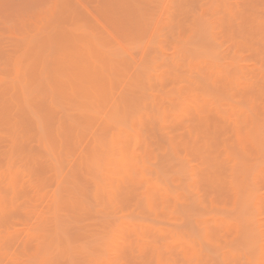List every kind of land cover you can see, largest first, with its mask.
<instances>
[{
  "label": "rangeland",
  "instance_id": "374dc122",
  "mask_svg": "<svg viewBox=\"0 0 264 264\" xmlns=\"http://www.w3.org/2000/svg\"><path fill=\"white\" fill-rule=\"evenodd\" d=\"M263 1L262 0H0V112H1L0 113V119H1L0 121L1 124L0 125V143H1L0 144V156H1L0 157V196H1L0 223L1 222L4 223L3 224L4 227L0 226V264H79L80 261L81 262L83 261L82 262L83 264H95V262L93 263V261L95 260L97 261V259L100 260L103 258L104 259L99 262L102 263V261L105 260L106 263L103 262L102 264H140V263L141 264H171V263L172 264H180V263L205 264L206 262H208L206 264H238V263L264 264L263 261L264 259V246H263L264 245V215H263L264 214L263 212L264 211V205H263L264 204V100H263L264 99V95H263L264 94V37L262 39L259 36L255 38L256 35H254L255 33H253L254 27H255L254 30L256 29L255 32L257 31V35L262 36L261 34H263L264 31V20H262L264 13L260 12V10L264 11ZM253 2L256 3L257 6L253 4ZM250 3H252L251 4L252 6L250 5ZM249 5L252 7V9H250ZM253 6H255L257 9H255V7ZM236 12L238 15H240V17L236 14ZM247 16L249 20L246 19ZM241 17H243L244 22L242 21ZM259 17L261 18V20ZM234 18L236 21L234 20ZM244 18L246 21L244 20ZM251 19H254V21H250ZM255 20H257L256 25L258 26H254ZM247 21L249 25L245 24L247 23ZM250 22H252V24ZM236 23L239 24L236 26ZM261 23L262 26L260 25ZM251 25L253 28L251 27ZM240 26L241 27L244 26V27L241 28ZM243 28L245 29L243 30ZM247 28L249 29L247 30ZM257 29L259 30V33ZM241 31L242 32L244 31L243 32L244 34L242 33V36L240 34ZM249 33L252 35V38ZM259 38L260 40H262V43L261 41L258 42ZM71 55H76L75 59L77 61L74 62L73 60L74 57H72ZM86 55H93V58L92 59L90 58L91 62H89V59L87 62L88 57L85 58ZM108 55H111V58L109 57L108 59ZM26 56L27 57L35 56V59L38 58V60L36 61L39 62V64L41 63L42 65H44L46 63V68H44L45 75L44 74L41 76H37L35 74L33 75L29 70V68L27 70L25 67H27V65L29 66V61ZM43 56H45V58ZM50 56L52 59L50 58ZM56 56L60 57L61 59L59 60L58 57ZM115 56L117 58H114ZM39 57H41L40 60L43 58L42 62L39 60ZM94 58H96V60L98 61L97 62L95 60L97 64H99V68L102 69V72L104 71L103 74H101L100 69H98V72L100 73L98 72H97L98 74L95 73V75L97 74L96 75L97 77H95L96 79H94L95 83L92 82L94 86L95 85L97 86L95 87L98 89L97 92L99 91L98 93L100 95V99L103 98L104 100V101L100 100V106H97L92 102L93 101L92 95H89L91 92H88L89 94L86 93L87 95L85 94L86 95V97L84 96L86 98L85 99L83 97V93L80 92L71 95L69 93L68 86L61 85L62 89L66 90V93L68 90L70 98H68V93L67 94L65 93L66 95H63L67 99H69L67 100L62 96L65 90H63V93L62 92L58 93L57 91V95H58L57 96L56 94H52L50 91H48L49 88L44 85L46 81L52 82L51 78H53V76H55L56 74L57 76L58 74L61 75L59 77H63L62 75H66V78H68L69 80L72 75L69 76L68 74H74V76L77 74L74 73L73 70L79 72L80 73L79 75H81L84 72L82 76L86 78L87 76L86 74H88L90 72L89 70L92 69L93 66L92 60ZM124 58L127 59L126 62ZM66 60L67 61L70 60V61L67 62ZM71 60H73L72 63ZM84 60H86V63ZM175 60H177L176 64H175ZM27 61L28 64L26 63ZM64 61H66L68 64L66 65ZM178 61L180 64L178 63ZM21 62L22 65L19 64ZM80 62L83 63L80 64ZM70 63L71 65L72 64L73 65L70 66ZM110 63L111 64L113 63L115 67L111 66ZM173 63L175 64L176 68L174 67ZM62 64H65L63 68H62ZM84 64L86 66L85 69H84ZM125 64L126 66H124ZM56 65L57 67L61 66V69L59 70V67L57 69ZM81 65L83 66L81 67ZM140 66H142V68ZM159 66L160 67L164 66L166 69L164 67H163L164 69L160 68ZM21 68L23 71L21 70ZM48 68L50 70L54 68L55 71L54 72L51 71L49 74ZM67 68L68 69L71 68L69 69L71 71V72L69 71L70 73L66 72L68 71ZM86 68L88 69L87 73H86ZM63 69L66 70L65 72L68 74H66ZM128 69L131 71V73H128L130 72L128 71ZM24 70H26V73ZM110 70H112L111 73ZM158 70L162 71L160 75H162L163 73V76H159ZM164 70L166 73L164 72ZM167 70L170 71V75H171L170 77H167L169 75V72ZM51 73L54 74L56 73V74L55 75L53 74V76L51 77L52 75ZM132 73L134 80L135 78H139V79L141 78L143 81L140 79L141 81L140 83L139 79L138 80L136 79L133 83L132 75H131ZM146 73L149 75L147 76L148 78L144 77V75H147ZM167 73L168 75H166ZM230 74H231V78L228 76ZM20 75L21 76L23 75L24 77H21ZM27 75H29L30 80L27 77ZM106 75L107 78H105ZM136 75L139 77H137ZM154 75H156V77ZM165 75L166 77H164ZM33 76H35L36 80H40V81L37 83ZM82 76H80V78H82ZM102 76L105 79H103ZM108 76L110 78H108ZM152 76H154L155 78L153 77L152 79ZM49 77L51 78L49 79ZM101 77L102 80H100ZM114 77L116 78V80ZM17 78L18 79L21 78V80L20 79L18 80ZM22 78L25 80V82H22L23 81ZM157 78L159 80L161 79L160 83ZM126 79L127 80L130 79V80L127 81ZM103 80L106 82L100 84L102 83ZM110 80L111 82H109ZM193 80L197 83L199 82L198 84H200V86L197 87H201V88L197 89V87H195L196 86L195 82H191ZM225 80L226 81L228 80V83H225ZM16 81H18L17 84ZM26 81H29L30 83ZM96 81H98L99 85L97 84ZM136 81L139 83H137ZM40 82L43 83V85L41 84L40 86ZM53 82H56L54 78H53ZM12 83L14 84L12 85ZM242 84L245 86H243ZM132 85L133 88H131ZM138 85L141 87V89ZM181 85L183 86L181 87ZM23 86L25 87L22 88ZM119 86H125V89L124 87L120 88ZM178 86H180V89H178L179 88ZM39 87L41 91L37 90ZM41 88L44 90L42 91ZM113 88L115 89L116 92L113 91L114 90ZM117 88L120 89V91ZM261 88L263 90L262 93H260ZM17 89L21 90L20 93L18 92L19 90ZM102 89L106 90L107 94ZM244 89L245 90L247 89L248 91L254 89L255 90L249 93H247L248 91H245L247 93V96L242 97V95L244 96V94H246V93H242ZM124 90H126L127 92H125ZM182 90H184L185 92H183ZM257 90L259 94H257ZM2 91L3 92L6 91V92L3 93ZM41 92L43 95L45 93L46 96L41 95ZM31 93H33L34 95H32ZM103 93H105L106 96L110 95L111 93L112 95L114 94L113 95L114 99L111 98L112 96L104 97ZM129 93L131 94V96L129 95ZM150 93H152L153 97L151 96ZM184 93L186 96H184ZM200 93L204 96L200 95ZM251 93L252 95H250ZM253 93H256L255 94L256 96L255 95L253 96ZM24 94L25 96H23ZM27 94L30 97V99L28 98ZM119 94H121V96ZM192 94L194 95V97ZM75 95L77 97V100L80 99L78 95L81 97L79 102L77 100L74 101L72 99L73 97L76 99ZM124 95L125 97L129 95V97L125 98ZM195 95L198 96L195 97ZM259 95H261V97ZM20 96L23 97L26 101L23 100ZM31 96L33 97L31 98ZM37 96L39 98L36 99L35 97ZM187 96H189V98H187ZM40 97L42 98V100ZM59 97L61 98L59 99ZM184 97L185 99H183ZM33 98L34 100H32ZM63 98L64 100L67 101V102L65 101L64 104H63L64 100L63 101L61 100ZM139 98L141 99L139 100ZM163 98L166 100H162ZM47 99L49 101L48 103H46ZM58 99L60 101H58ZM28 100L29 102H31V104L28 102ZM50 100H52V103L50 102ZM106 100L107 101L110 100V101L107 102ZM114 100H116V102L119 100L118 102L120 103H115ZM143 100H145L144 103L145 104L147 103L148 105L146 104V106L143 107L142 105ZM170 100L172 102H170ZM192 100L194 101L192 102ZM205 100L206 102H204ZM69 101L75 105L79 104L78 106H80V104L82 105V103L86 104V106L85 105L84 106L85 108L88 109L86 110L82 108L84 106H81L82 109L79 108L78 106L73 107V105L71 106V104L68 103ZM84 102H88V103H84ZM111 102L112 105L118 107V109H116V107H113L116 110V112L114 110L113 111L115 112V115L117 117L115 115L113 116L114 113L113 111H111L112 114L110 113V109L112 108L107 109V107L109 106L111 107V105H109ZM186 102L190 105H188ZM45 103L47 104V107H45L46 106ZM89 103L91 105H88ZM62 104L64 106V110L62 109L63 106L61 108ZM41 105L43 106L41 107ZM122 105H124V107L126 106L125 109H123L124 107ZM27 106L28 109L29 108L31 109L28 110ZM96 107L98 108L101 107L102 109L99 108V111H104V112L106 111L105 113H107V115L104 114L103 116L104 112H99L98 108ZM37 108L38 110H36ZM89 108H91V110ZM103 108H105V110H103ZM94 109H96V111ZM42 110H44L42 112L43 115L41 113H39L41 115L37 114ZM65 110L66 111L68 110V112H65ZM78 111L81 112L78 113ZM134 111L137 114L139 112L140 113L137 115ZM25 112H30V114ZM32 112L33 113L36 112V113L33 114ZM56 112L58 114H56ZM83 112H87L92 115L93 113L98 114L97 116L98 117L101 116L102 119L96 116L99 119L98 120L96 117L94 118V116H90L89 114H87V116H90L89 119L91 121H89L87 117L85 118L86 115L82 117L83 116L82 114H85ZM52 113H54V115ZM64 113H66V115ZM121 113L124 119L122 118ZM130 113L131 115H129ZM235 113L237 115H235ZM16 114L19 116H17ZM67 114L70 116H67ZM11 115L12 117L13 116L14 117L11 118ZM15 115L17 118L15 117ZM57 115L59 116V119ZM62 115L64 116V118ZM118 115L122 119H120ZM132 115L133 116L135 115L134 119L132 118L133 117ZM36 116H38L37 118L39 119H37ZM130 116L132 120H129ZM2 117L5 118L3 119ZM49 117H52L53 119L52 123H51V118ZM81 117L82 119H85V121L80 119ZM243 118H245V120ZM2 119L3 121L4 120L5 121L3 122ZM7 120L8 123L6 122ZM86 120L88 121L87 123ZM230 120L232 121L235 120V121L232 122ZM24 121L26 124H24ZM128 121L131 122L128 123ZM245 121L247 122L245 123ZM96 122L98 124L94 125V123ZM116 122H118L120 127L121 126L125 127L126 125V128L128 130L127 134H129L127 135L129 136L128 137L129 139L127 138V142L131 143V144L129 143L130 147L127 145L128 160L125 159L121 163V165L123 164L122 167L124 168L127 161L129 162V160H131L130 158L133 156L132 164L131 161L129 162V164L127 163L126 168L124 170L120 166L116 167L117 165L111 159L114 156V154L112 153H115L114 147L116 150L118 149L116 146L117 144L115 143L116 141L113 142L111 141L114 140L113 133L115 132L114 130L116 129L115 126H117L115 125L117 124ZM11 123H13V125H10L9 128V124ZM16 123L18 124V126ZM37 123L40 125H38ZM54 123L55 125H53ZM90 124H92V127L90 126ZM233 124L235 126H232ZM58 126L61 127V130H59L60 127L58 128ZM75 126L78 127V130ZM93 126L94 127L96 126L97 130L96 129L94 130ZM103 126H104V130L100 131L99 129H101ZM82 127L83 129H81ZM111 127H114V129L112 130ZM232 127L235 128L234 132L232 131L233 130ZM18 128H20V130ZM45 128L48 129L46 130ZM1 129H4V131ZM67 129L70 131H68ZM105 129H109L112 136L111 135L108 136V134L110 133L108 134L107 132L104 133V131H106ZM14 130L17 131L15 132ZM30 130L32 131L33 134L29 132ZM44 130L47 132H44ZM42 131L44 132L45 136H48V138L46 137L47 139L44 137ZM55 131L56 133L58 132L59 133L56 134L54 133ZM97 131L100 132L98 133ZM49 132L50 134L48 135ZM91 132H93L94 134L91 135ZM101 132L104 134H102ZM10 133H12L13 135ZM34 133H36V135ZM40 133L42 134L40 135ZM76 133L80 134L82 138L80 136H78L77 138ZM83 134H86V136ZM88 134L90 135V140L88 139L89 138ZM97 134H100L99 137ZM251 135L253 137H251ZM96 136L98 137L96 141L97 146L89 145L90 143L89 141H91V144L93 143V141L95 142ZM22 137L24 138L23 140ZM28 137L29 138L31 137L32 141L31 138L28 140ZM35 137L37 138V141L35 140L36 139ZM41 137L44 140H42ZM107 137L110 138L109 142L107 141L108 139ZM57 138L59 139L58 141H56ZM10 139L12 140L10 141ZM40 139L41 142L39 141ZM102 139H105L106 142ZM84 140L86 141L85 144H84ZM87 140L89 143H87ZM100 140L101 142L104 141L105 143V145L104 143L101 144L103 147H100V144H98L100 143ZM22 141H24L25 144ZM110 142L112 144H109ZM27 143L31 147H28ZM74 143H76L77 145ZM106 143L110 145L109 149H106V147L108 146L106 145ZM18 144L20 145L18 146ZM67 144H69V146ZM87 144L90 148V151L93 149L92 152L88 150ZM132 144L133 146L134 144L136 145L134 146L135 148H132L134 150H131ZM54 145L56 146L58 145L59 148L58 146L57 148H55L56 146ZM118 146L120 147V144H118ZM19 147L21 151H19L18 149ZM27 147H28V151H25V149L27 150ZM100 148L101 149L104 148L102 149V151L104 152L106 151V153L108 154L111 151V157L110 154L109 155L107 154L105 157L104 152L102 151L99 153V150H101ZM55 149L58 150L59 152H56ZM72 149L77 150V152ZM129 149L131 150V152L129 151ZM22 150H24L23 153ZM44 150L45 152L46 151L48 152L45 153L43 152ZM61 150L64 151L66 154L63 155V152ZM27 152L29 154H27ZM56 153H58L57 154L58 157L55 156ZM82 153L85 155H83ZM5 154L6 155L10 154V155L7 158ZM33 154L36 155L34 156L35 160L32 161L31 164L30 160L33 158ZM59 154H61V157H59L60 156ZM73 154L74 156L76 155V157L72 156ZM47 155H49V157ZM136 155L137 156L140 155L139 160H137L138 157H136ZM85 156L87 157L85 158ZM92 156L95 157L96 160ZM107 156L110 158H108ZM73 157L76 158V161H74L75 159ZM135 157L137 159H135ZM37 158L38 160H41V164L39 163L40 161L36 160ZM44 158L46 160L49 159L50 161L48 160L49 162L48 161L45 162ZM58 158L61 161H59ZM115 158L116 157H114L113 159ZM109 159L112 162L109 161ZM238 159H241V161ZM19 160H23V161H19ZM54 160L56 161L55 163ZM91 161H93V163L96 165L98 170L96 169L94 164L91 163ZM37 162L38 164H36ZM42 162L43 163L45 162L44 163L45 167L44 164H42ZM50 162L51 163L53 162V164H50ZM136 162L143 164L142 167L139 164H138L139 166L135 165ZM236 162L238 163V165ZM67 163H69V165L71 164L70 167ZM64 164L67 165L68 168L66 166L64 167ZM78 164H81L83 166L82 167L81 165L78 166ZM213 164L214 166H212ZM89 165H92V167L90 166L91 168L88 169ZM101 165L103 166L108 165L107 166L108 169ZM134 166H136L135 169L132 168ZM43 167L45 171L43 170ZM46 167L48 168L46 169ZM65 168H67L66 171ZM70 168L74 170L72 171ZM81 168L83 169L81 170ZM100 168L102 169V171L105 172V174L106 173L108 174L105 176L101 175L102 176L101 177L98 174L102 172ZM115 168H119V170ZM51 169L55 172H53ZM22 170L24 171L23 173L21 172ZM77 170L79 171L81 170L80 172L79 171L77 172V174L79 173V175H77L75 172ZM84 170L86 172H83ZM99 170L100 172L98 173L95 172ZM199 170L202 172H199ZM48 171L51 173H49ZM63 171L66 174L62 175L64 173ZM115 171H117L118 173ZM123 171L125 172L121 174ZM30 172L32 173L30 174ZM36 172L38 173L36 174ZM119 172L121 175L119 174ZM93 173L94 174L96 173L95 175L98 174L97 177L95 178L101 180V183L99 182V185L101 184L102 188L104 189L107 188V191H104V189H102L103 192H105L106 194L110 193L111 195V192L115 191L117 196L120 193H122L121 195H123L124 197L119 195L118 197L119 199H118L117 196H114V192H112L113 193V195H111V198H113L112 201L110 200L111 198L108 197L110 195L107 194L108 196H106L105 193H104L105 195L101 194L102 192L101 190H95L96 188L93 189V187H91L92 184L96 185L95 182H97V180H95V178L93 179L92 177V175L94 176ZM21 174L23 178L21 177L20 179ZM80 174H82L81 176L82 178L84 177L83 179L85 181L84 180L82 181ZM131 174L135 178H133ZM140 174L142 176H139ZM52 175L55 176L54 178H56L55 179L56 181L60 177L62 179L61 180L59 179L60 182L59 180L58 182H56L55 180H53L54 178L52 177ZM74 175L75 178H73ZM87 175L90 176L87 177ZM111 175L113 176L112 178ZM98 176H100V178ZM108 176L112 180L110 179L109 181ZM138 176L140 178H138ZM114 177H116L119 180H116ZM85 178L88 180H86ZM141 178L144 181H142ZM148 178L149 179L152 178L150 182L151 184L147 182ZM91 179L94 180V183L91 181ZM21 180L23 181L21 182ZM102 180H104V182ZM115 180L117 181V183ZM120 180L121 181L123 180V182H121ZM132 180H134L135 182ZM88 181L91 182L88 183ZM127 181L129 184L127 183ZM102 182L104 184L106 183L105 186L102 184ZM163 182L164 185H161L163 184ZM86 183H88V185ZM115 184L117 185L116 187ZM119 184H122L123 186ZM149 184L151 187L150 186L148 187ZM86 185L90 190L86 188ZM112 185H113L112 189L109 188ZM157 185L159 186V189ZM83 187L85 188L84 189L85 192L84 190H82ZM163 187H165L164 188L165 190H161ZM118 188L121 189L119 190ZM66 189L71 193H68ZM116 189L119 191H117ZM14 190L19 192L17 193ZM160 190L163 192V193H159V196H161V198H159L158 196V192ZM59 191L61 192L63 191V193H60ZM92 191L94 192L95 197L92 196L91 194L93 193ZM148 191H151L154 194L151 192L148 193ZM55 192H57L58 197L55 194ZM97 192L99 193L98 194L99 196H103V197L105 196L109 199L104 198L103 200L102 197L96 195ZM63 194L66 195L64 196ZM88 194H90L91 197H93L94 199L96 198L97 202L96 200L94 201V199H92L91 197H88L90 196ZM150 194L153 195V197L150 196ZM54 197L57 199L55 200ZM61 197L63 198V200L61 199ZM150 197L152 198L151 200L149 199ZM6 198L10 201H8ZM59 198L60 201L58 200ZM100 198L102 200H100ZM120 199L124 200L122 201L123 203L121 202ZM98 200L101 202H99ZM26 201L29 203H26ZM80 201L87 203H83V202L80 203ZM88 201H90L91 203H89ZM104 201H106L105 202L106 204H108L107 202L109 203L112 202L111 206L110 204L108 205L109 207L107 205H103ZM175 201L177 203H175ZM15 202L16 204H18L17 208L15 207L16 206ZM117 202H119L118 204L121 206L120 208ZM92 203H93V207L95 208L94 210L91 211L90 209L92 207ZM96 203H98L99 205H96ZM121 203L124 204L123 210ZM4 204L8 207H6ZM112 204L116 205V207H114L115 209L112 207ZM72 205L74 208L72 207ZM76 205L79 207H75ZM84 205L86 206L84 207ZM96 206L97 207L101 206L100 208L101 210L103 209V211H105L104 210L105 206L111 209L113 208L115 211L111 210V213L113 212L112 215L109 214L110 213L109 209L105 208L108 209L109 211V213L108 211L106 212V214H109L107 217V215L105 216V212L101 213V210L99 208L98 209L100 211H97ZM140 208L141 209L143 208V210L140 211L141 210ZM118 209L119 211L121 210V212H118ZM8 210L9 211L12 210V212L10 211V213H7L6 211ZM55 211L57 213L56 216H54ZM16 212L18 213L17 215ZM92 212L95 214H93ZM98 212H100L101 214L99 215ZM68 213L71 215H69ZM88 213L89 216L86 215ZM47 214L49 216H47ZM96 214L102 216L99 217L98 215L96 216ZM119 214H121L120 215L121 217L118 216ZM74 215L77 216V220H78L77 223L75 222L76 220L74 218L75 217ZM92 216H94V218ZM113 216L119 219L117 220ZM88 217H90L91 219L90 218L88 219ZM122 217L125 218L123 219ZM66 218L68 221L66 220ZM72 218L75 220L74 222H71L70 219ZM92 218L94 221L95 220L96 221L95 222L92 221ZM104 218L105 219L110 218L112 222L119 221L120 223L118 222L117 225L119 224H124V225L126 224V225L125 226L121 225L123 226L122 228L123 231H122V229L119 230L120 226L118 227L117 225L114 226L116 222L115 223L114 222L112 223L111 221L108 222L109 219L106 220V223H104L105 221H100V220H104ZM120 218L122 219L120 220ZM251 218L253 219L251 220ZM58 219L63 224L66 223L67 224L63 225L62 223L59 222ZM79 219H81L82 222L86 221L87 223L83 222V225H81L82 222ZM98 219L101 223L97 221ZM46 221L47 223H45ZM123 221L124 223H122ZM89 222L91 223L89 224ZM69 223L70 225H68ZM74 223H76V225H74ZM7 224L11 226L9 230L8 228L10 226H8ZM58 224H60V226ZM142 224L145 225V226L143 225L144 228L143 227L141 228L140 225ZM248 224L250 225L248 226ZM254 224L255 226H253ZM44 225L46 227H44ZM91 225H93V227H91ZM95 225L96 227H98V230L95 227ZM99 225L100 227L104 225L103 229L100 228ZM5 226L8 228L6 229ZM52 226L54 228H52ZM58 226L60 227V229ZM61 226H63L62 227L63 229L64 227L66 228L70 226L69 229L71 231L68 228H66L64 229L65 231L64 232ZM71 226L73 227V229ZM148 226L149 228H147L148 229L147 230L145 227ZM76 227L78 229H76ZM105 227L106 228L109 227L108 228L109 231H107ZM87 228L91 229V230L89 229L91 231L90 233ZM151 228L152 230L150 231ZM240 228L241 230H239ZM144 229L147 230V232L145 230L146 233L145 232L142 233ZM251 229L253 232L251 231ZM134 230L136 232H134ZM110 231L111 232L115 231L114 232L115 237L116 235L117 237L114 239H116L119 243L116 240L112 239L114 237V233L113 235H110L111 234ZM77 232H80V234H78ZM119 232H122L120 233V235L125 236L126 239H123L125 237L123 236L121 237L119 235ZM257 232H259L258 233L259 235H257ZM18 233H22V234H18ZM37 233L39 236L37 235ZM82 233L84 234V236ZM102 233L103 236L105 234L106 238L108 237L107 239H109V237L112 236L108 240L109 244H106V242H108L107 239L104 238L102 235H100ZM134 234H136L137 237ZM55 235L57 237H54ZM92 235H94V237H91ZM97 235H99L98 238ZM78 236L80 237L78 238ZM101 236L104 238V240L100 239ZM119 236L121 238H119ZM16 238L18 239L16 240ZM75 238L78 240H76ZM39 239L40 241H37ZM71 240L72 241L74 240V242H72ZM99 240H102L104 244L101 241L99 242ZM246 240L247 241L249 240V242H246ZM78 241H81L82 245L81 242L78 243ZM113 241L114 242L116 241L118 245H116L117 243H114ZM250 241H252V243H250ZM257 241H258V245L257 243H255ZM2 242L4 243L3 245ZM59 242L61 243V245ZM84 242L86 243L84 244ZM179 242L184 243V245L180 244ZM100 243L103 244V247ZM92 244L98 245L96 247L94 245V247L95 248L99 247L98 251L99 249L100 251L98 252L97 249L95 250L94 247H91ZM104 245L106 246L105 250H107L106 251L107 255L106 253L104 254L105 257L103 256L102 253L105 251L101 249V247L102 248L105 247ZM121 245L123 246L121 247L122 249L119 247ZM84 247L85 250H82L84 249ZM188 247L191 248L188 249ZM256 247L257 249L255 250L254 248ZM116 248L120 249V251L118 249L116 250ZM65 249L66 251L68 249L67 253ZM69 249H71V251ZM73 249L78 250L79 252ZM191 249L192 250L195 249V250L191 252L192 251ZM72 250L74 252H72ZM198 250L200 251V253ZM88 251H90L91 254ZM195 251L198 252L196 253ZM203 251H205V254L203 253L204 255L201 254ZM46 252L48 253L46 254ZM49 252L52 254H50ZM238 252L240 254H238ZM242 252H244L243 254L245 256L242 254ZM37 253L38 254L40 253L41 255H38ZM55 253L58 254L56 255ZM101 253H102V258H101ZM206 253L209 255L206 256L207 255ZM73 254L75 255L74 257ZM96 254H98L97 256L99 257V258L97 257V259L95 258ZM192 254H194V256ZM196 255L198 256V258H196L197 257ZM29 256H31L32 258L30 259ZM92 256H94L93 257L94 260L92 259ZM200 256H202L201 260L199 258ZM241 256L246 257L245 263H244V258ZM33 257H35L36 259H34ZM68 257L69 258L73 257L72 259L78 258L80 260L77 259L78 261L76 260L77 262L76 263L74 262L75 259L72 261ZM81 257L84 258L85 260H82ZM118 257L122 258V260ZM48 259L50 263H48ZM206 259L207 261H204ZM253 259L255 260L253 261ZM68 260H70L71 262H69ZM89 260H93V261L87 263L89 262ZM119 260H121L122 263H120ZM85 261L87 262L85 263ZM107 261H109L110 263L109 262L107 263ZM99 262L98 264H100Z\"/></svg>",
  "mask_w": 264,
  "mask_h": 264
},
{
  "label": "bare ground",
  "instance_id": "6f19581e",
  "mask_svg": "<svg viewBox=\"0 0 264 264\" xmlns=\"http://www.w3.org/2000/svg\"><path fill=\"white\" fill-rule=\"evenodd\" d=\"M262 1H263V0H262ZM251 2H252V1H251ZM263 2H264V1H263ZM251 4H252V3H250V5H251ZM253 4L256 5V3H254V2H253ZM226 5H227V4H226ZM250 5H249V6H250ZM251 6H252V5H251ZM251 6H250V9H252ZM256 6H257V5H256ZM236 7H237V6H236ZM253 7H255V6H253ZM258 8H259V7H258ZM261 8H262V6H261ZM261 8H260V9H261ZM255 9H257V8L255 7ZM255 9H254V10H255ZM260 9H259V10H260ZM263 9H264V8H263ZM240 10H241V9H240ZM259 10H258V11H259ZM237 12H238V11H237ZM237 12H236V14H237ZM260 12H261V13H264L263 10H260ZM241 13H242V12H241ZM239 14H240V13H239ZM242 14H243V13H242ZM245 14H246V12H245ZM237 15H238V14H237ZM250 15H252V14H250ZM250 15H249V16H250ZM261 15H263V14H261ZM261 15H260V16H261ZM238 16L240 17V15H238ZM253 16H254V15H253ZM256 16H257V15H256ZM243 17H244V15H243ZM243 17H241V18H242V21H243ZM259 18H260V17H259ZM263 18H264V16H263ZM263 18H262V20H264ZM237 19H238V18H237ZM246 19L249 20L248 16H247ZM234 20H235V18H234ZM244 20H245V18H244ZM260 20H261V18H260ZM231 21H232V19H231ZM235 21H236V20H235ZM240 21H241V20H240ZM245 21H246V20H245ZM250 21H254V19H251ZM256 21H257V20H255V25H254V26H258V25H256ZM243 22H244V21H243ZM250 23L252 24V22H250ZM231 24H232V23H231ZM234 24H235V23H234ZM238 24H239V23H236V26H237ZM240 24H241V23H240ZM245 24H248V21H247V23H245ZM229 25H230V24H229ZM241 25H242V24H241ZM248 25H249V24H248ZM260 25L262 26V23H261ZM232 26H234V25H232ZM246 26H247V25H246ZM240 27H241V26H240ZM242 27H244V26H242ZM242 27H241V28H242ZM249 27H250V26H249ZM251 27H252V25H251ZM229 28H230V27H229ZM252 28H253V27H252ZM254 28H255V27H254ZM254 28H253V31H254L253 33H255L254 35H256L255 38H257V37L259 36V37H261V39H262V38L264 37V36H263L264 31H263V34H261L262 36H260V35H257V31L255 32L256 29L254 30ZM231 29H232V28H231ZM244 29H245V28H243V30H244ZM248 29H249V28H247V30H248ZM250 29H251V28H250ZM261 29H262V28H261ZM261 29H260V30H261ZM257 30H258V29H257ZM262 30H263V29H262ZM236 31H237V30H236ZM239 31H240V30H239ZM243 32H244V31H243ZM243 32L241 31V33H240L241 36H242V33H243ZM250 32H251V31H250ZM238 33H239V32H238ZM253 33H252V34H253ZM258 33H259V30H258ZM260 33H261V31H260ZM243 34H244V33H243ZM249 34H250V33H249ZM246 36H247V35H246ZM246 36H245V38H246ZM250 36H251V38H252V35H251V34H250ZM248 37H249V36H248ZM255 38H254V39H255ZM250 40H251V39H250ZM257 40H258V39H257ZM260 41H261V43H262V40H260V38H259V41H258V42H260ZM254 42H255V41H254ZM65 56H67V55H65ZM71 56L74 57V58H73L74 62L77 61V60L75 59L76 55H71ZM78 56H79V55H78ZM78 56H77V57H78ZM82 56H83V55H82ZM95 56H97V55H95ZM105 56H107V55H105ZM26 57H27V56H26ZM41 57H42V56H41ZM41 57H39V60H40ZM43 57L45 58V56H43ZM56 57H58V56H56ZM86 57H88V58H87V62H88V59H89V62H91V61H90V58L92 59V58H93V55H86L85 58H86ZM109 57L111 58V55H108V59H109ZM36 58H37V56H36ZM50 58H51V56H50ZM70 58H71V57H70ZM70 58H69V59H70ZM114 58H117V57L115 56ZM114 58H113V59H114ZM173 58H175V57H173ZM21 59H22V57H21ZM23 59H24V58H23ZM25 59H26V58H25ZM27 59H28V61H29V66L27 65V67H25L27 70H28V68H29V70L31 71V73H32L33 75H34V74L37 75V76H41V75H43V74L45 75V73H44V68H46V63H45L44 65H42V64L40 63V64H41V65H40L39 62L36 61V60H38V58L35 59V56H29V57H27ZM51 59H52V58H51ZM53 59H54V58H53ZM58 59L60 60L61 58L58 57ZM58 59H57V60H58ZM71 59H72V58H71ZM77 59H78V58H77ZM42 60H43V58H42L40 61L42 62ZM73 60H71V63H72ZM82 60H83V59H82ZM95 60H96V58H94V59L92 60V65H93V66H92V69L89 70L90 72H89L88 74H86L87 76L84 74V75L86 76V78H84V77L82 76V74L84 73V72H83L84 70L82 71L83 73H82L81 75H79V74H80L79 72L74 71V70H73V72H74V73H77L75 76H74V74H68V73H66V72H69V71H70L69 69H71V68H72V67H71V68H69V69L67 68L68 71L64 70V69H66V68L63 69L64 72L66 71V72H65L66 74H68L69 76L72 75V76L70 77L69 80H68V78H66V75H62L63 77H59V76H61V75L58 74V76H57L56 73H55L56 75H55L54 73H51V74H52L51 77L53 76V74L55 75V76H53V78H54V80H56V82H53V78L49 77V79L51 78V81H52V82H50V81L47 82V81H46L47 83H46V82L44 83V81H43V83H44V85H45L46 87L49 88L48 91H50L52 94H56V95H57V91H58V93H59V92H62V93H63V90H65V89H62L61 85H62V86H68V88H69V93H70L71 95H72V94L74 95L75 93H80V92H81V93H83V97H84V96L86 97V95L89 94L88 92H91L89 95H92V98H93V101H92V102H93L94 104H96L97 106H100V100H103V98L101 97L102 99H100V95H99V93H98L99 91L97 92L98 89L96 88L97 86L95 85V86H96V87H95V86L93 85L92 82H94V79H96V78H95V77H97L96 75H97L98 73H100V72H98V69H100L101 74H103L104 71L102 72V69L99 68V64H97L98 61L96 60V61H97V62H96ZM101 60H103V59H101ZM104 60H106V59H104ZM118 60H120V59H118ZM124 60H125V62H126L127 59L124 58ZM151 60H152V59H151ZM21 61H22V60H21ZM23 61H24V60H23ZM28 61L26 62L27 64H28ZM51 61H52V60H51ZM51 61H50V63H51ZM61 61H62V60H61ZM66 61H67V60H66ZM66 61H64V63L67 65V64H68L67 62L70 61V60H68L67 62H66ZM84 61H85V63H86V60H84ZM99 61H100V60H99ZM176 61H177V60H175V64H176ZM36 62H37V63H36ZM45 62H46V61H45ZM100 62H101V61H100ZM100 62H99V63H100ZM117 62H118V61H117ZM125 62H124V63H125ZM173 62H174V61H173ZM24 63H25V62H24ZM47 63H48V60H47ZM56 63H57V62H56ZM71 63H70V66L73 65V64L71 65ZM82 63H83V62H82ZM82 63L80 62V64H82ZM122 63H123V61H122ZM178 63H179V61H178ZM178 63H177V64H178ZM14 64H15V63H14ZM14 64H13V65H14ZM19 64L22 65V62L19 63ZM65 64H62V68L65 66ZM103 64H104V63H103ZM107 64H108V63H107ZM118 64H119V63H118ZM173 64H174V63H173ZM175 64H174V67H175ZM179 64H180V63H179ZM179 64H178V65H179ZM49 65H50V64H49ZM49 65H47V66H49ZM51 65H52V64H51ZM54 65H55V63H54ZM58 65H59V64H58ZM60 65H61V64H60ZM76 65H77V64H76ZM88 65H89V64H88ZM88 65H87V66H88ZM104 65H105V64H104ZM110 65H111V66H114L113 63H112V64L110 63ZM121 65H122V64H121ZM127 65H128V64H127ZM158 65H159V63H158ZM160 65H162V64H160ZM14 66H15V65H14ZM23 66H24V65H23ZM68 66H69V65H68ZM68 66H66V67H68ZM70 66H69V67H70ZM82 66H83V65H81V67H82ZM107 66H108V65H107ZM124 66H126V64H125ZM124 66H123V67H124ZM176 66H177V65H176ZM56 67H57V65H56ZM58 67H59V66H58ZM58 67H57V69H58ZM73 67H74V66H73ZM85 67H86V66H85V64H84V69H85ZM88 67H89V66H88ZM88 67H87V68H88ZM114 67H115V66H114ZM140 67L142 68V66H140ZM159 67H160V66H159ZM159 67H158V68H159ZM163 67H164V66H163ZM163 67H160V68H163ZM22 68H24V67H22ZM22 68H21V70H22ZM87 68H86V73L88 72V71H87V70H88ZM102 68H104V67H102ZM105 68H106V67H105ZM107 68H109V67H107ZM129 68H130V67H129ZM164 68H165V67H164ZM164 68H163V69H164ZM175 68H176V67H175ZM48 69H49V68H48ZM52 69H53V70H52ZM52 69H51V70L49 69V74H50L51 71H52V72L55 71L54 68H52ZM57 69H56V70H57ZM60 69H61V66L59 67V70H60ZM72 69H73V68H72ZM76 69H77V68H76ZM76 69H75V70H76ZM110 69H111V68H110ZM123 69H124V68H123ZM163 69H162V70H163ZM165 69H166V68H165ZM114 70H115V69H114ZM239 70H240V69H239ZM239 70H238V71H239ZM22 71H23V70H22ZM24 71H25V73H26V70H24ZM30 71H28V72H30ZM79 71H80V70H79ZM105 71H106V70H105ZM111 71H112V70H110V73H111ZM128 71H130V70L128 69ZM141 71H143V70H141ZM144 71H145V70H144ZM158 71H159V70H158ZM167 71H168V70H167ZM240 71H241V70H240ZM60 72H61V71H60ZM62 72H63V71H62ZM70 72H71V71H70ZM70 72H69V73H70ZM73 72H72V73H73ZM97 72H98V73H97ZM106 72H107V71H106ZM135 72H136V71H135ZM161 72H162V71L160 70L159 73H158L159 76H163V73H162V75H160ZM164 72H165V70H164ZM168 72H169V75H168V73H167L166 75H168L167 77H170V76H171V75H170V71H168ZM241 72H242V71H241ZM31 73H30V74H31ZM95 73H97V74L95 75ZM107 73H108V72H107ZM110 73H109V74H110ZM119 73H120V72H119ZM128 73H131V71L128 72ZM165 73H166V72H165ZM236 73H237V72H236ZM20 74H21V73H20ZM30 74H29V75H30ZM144 74H145V73H144ZM146 74H147V73H146ZM231 74H232V73H231ZM231 74L228 75L230 78H231ZM239 74H240V73H239ZM29 75H27V77H28L29 80H30ZM68 75H67V76H68ZM99 75H100V74H99ZM114 75H115V74H114ZM116 75H117V74H116ZM128 75H129V74H128ZM131 75H132V80H133V81H132V80H131V81H132L133 83H134V81H135L136 79H137V80L139 79V78H135V80H134V78H133V73H132ZM131 75H130V76H131ZM139 75H140V74H139ZM152 75H153V74H152ZM166 75H165L164 77H166ZM17 76H18V75H17ZM20 76H21V75H20ZM80 76H82L83 79L80 78ZM103 76H105V75H103ZM103 76H102V77H103ZM134 76H135V75H134ZM136 76H137V75H136ZM147 76H149V75H148V74H147V75H144V77H147ZM154 76L156 77V75H154ZM154 76H152V79H153ZM226 76H227V75H226ZM246 76H247V75H246ZM21 77H24V76L22 75ZM33 77H34V79H35V76H33ZM42 77H43V76H42ZM102 77H101L100 80H102ZM137 77H139V76H137ZM140 77H141V76H140ZM155 77H154V78H155ZM39 78H40V77H39ZM39 78H38V79H39ZM44 78H45V77H44ZM105 78H107V75H106ZM105 78L103 77V79H105ZM108 78H110V77L108 76ZM114 78H115V77H114ZM123 78H124V77H123ZM129 78H130V77H129ZM147 78H148V77H147ZM150 78H151V75H150ZM150 78H149V79H150ZM236 78H237V76H236ZM249 78H250V77H249ZM17 79H18V78H17ZM19 79L21 80V78H19ZM19 79H18V80H19ZM22 79H23V78H22ZM117 79H118V78H117ZM140 79H141V78H140ZM140 79H139V81H140ZM157 79H158V78H157ZM193 79H194V78H193ZM223 79H225V78H223ZM233 79H234V77H233ZM243 79H244V78H243ZM246 79H247V78H246ZM32 80H33V79H32ZM35 80H36V79H35ZM46 80H47V78H46ZM85 80H87V81H85ZM115 80H116V78H115ZM115 80H114V81H115ZM126 80H127V79H126ZM128 80H130V79H128ZM128 80H127V81H128ZM141 80H142V79H141ZM158 80H159V79H158ZM160 80H161V79H160ZM160 80H159V83H160ZM194 80H195V79H194ZM194 80L191 81V82H195V81H196V80H195V81H194ZM248 80H249V79H248ZM250 80H251V79H250ZM39 81H40V80H36L37 83H38ZM117 81H119V80H117ZM142 81H143V80H142ZM155 81H156V80H155ZM223 81H224V80H223ZM223 81H222V82H223ZM241 81H242V80H241ZM17 82H18V81H16V84H17ZM22 82H25V80L23 79ZM26 82L30 83L29 81H26ZM96 82H97V84L99 85L98 81H96ZM100 82H101V81H100ZM103 82H106V81L103 80L102 83H100V84H103ZM109 82H111V80H110ZM112 82H113V81H112ZM129 82H130V81H129ZM136 82H137V81H136ZM156 82H157V81H156ZM242 82H243V81H242ZM247 82H248V81H247ZM14 83H15V82H14ZM14 83H12V85H13ZM43 83L40 82V86H41V84L43 85ZM94 83H95V82H94ZM117 83H118V82H117ZM137 83H139V82H137ZM140 83H141V81H140ZM198 83H199V82H198ZM198 83L195 82V85H196V86H195V85H194V86H195V87L200 86V84H198ZM225 83H228V80H227V81L225 80ZM25 84H26V83H25ZM35 84H36V83H35ZM105 84H106V83H105ZM109 84H110V83H109ZM114 84H115V83H114ZM131 84H132V83H131ZM142 84H143V83H142ZM193 84H194V83H193ZM22 85H24V84H22ZM92 85H93V86H92ZM106 85H107V84H106ZM106 85H105V86H106ZM129 85H130V84H129ZM140 85H141V84H140ZM150 85H151V84H150ZM152 85H153V84H152ZM242 85H243V84H242ZM8 86H9V85H8ZM18 86H19V85H18ZM38 86H39V85H38ZM101 86H102V85H101ZM101 86H100V87H101ZM112 86H113V85H112ZM134 86H135V84H134ZM138 86H139V85H138ZM141 86H142V85H141ZM182 86H183V85H181V87H182ZM243 86H245V85H243ZM4 87H5V86H4ZM16 87H17V85H16ZM24 87H25V86H23L22 88H24ZM29 87H30V86H29ZM60 87H61V89H60ZM100 87H99V89H100ZM109 87H110V85H109ZM119 87H120V88H121V87H124V89H125V86H119ZM136 87H137V86H136ZM139 87H140V86H139ZM152 87H153V86H152ZM161 87H162V84H161ZM178 87H179L178 89H180V86H178ZM190 87H191V86H190ZM260 87H261V86H260ZM1 88H2V87H1ZM5 88H6V87H5ZM19 88H20V87H19ZM22 88H21V89H22ZM63 88H64V87H63ZM105 88H106V87H105ZM107 88H108V87H107ZM131 88H133V85H132ZM186 88H187V87H186ZM186 88H185V89H186ZM198 88H201V87H197V89H198ZM239 88H240V87H239ZM249 88H251V87H249ZM255 88H257V87H255ZM29 89H30V88H29ZM34 89H35V88H34ZM41 89H42V88H41ZM110 89H111V88H110ZM113 89H114V88H113ZM117 89H118V88H117ZM126 89H127V88H126ZM134 89H135V88H134ZM136 89H137V88H136ZM138 89H139V88H138ZM140 89H141V87H140ZM149 89H150V86H149ZM156 89H158V88H156ZM247 89H248V88H247ZM247 89H246V90L244 89V91H242V93H246L245 91H248ZM17 90H19V89H17ZM23 90H24V89H23ZM37 90L41 91V90H40V87H39ZM43 90H44V89H42V91H43ZM102 90H103V89H102ZM118 90L120 91V89H118ZM128 90H129V89H128ZM132 90H133V89H132ZM132 90H131V91H132ZM151 90H153V89H151ZM151 90H150V91H151ZM154 90H155V89H154ZM241 90H242V89H241ZM254 90H255V89H254ZM254 90L248 91L247 93L252 92V91H254ZM20 91H21V90H19L18 92L20 93ZM39 91H38V92H39ZM46 91H47V90H46ZM100 91H101V89H100ZM103 91H104L105 93L107 92L106 90H103ZM113 91H115V89H114ZM119 91H118V92H119ZM124 91L127 92L126 90H124ZM133 91H134V90H133ZM137 91H138V90H137ZM137 91H135V92H137ZM182 91L185 92L184 90H182ZM260 91H261L260 93L263 92L262 88H261ZM2 92H3V91H2ZM5 92H6V91H5ZM5 92H3V93H5ZM10 92H11V91H10ZM22 92H23V91H22ZM27 92H28V91H27ZM34 92H35V91H34ZM44 92H45V91H44ZM110 92H111V91H110ZM115 92H116V91H115ZM121 92H122V91H121ZM128 92H129V91H128ZM142 92H144V91H142ZM155 92H156V91H155ZM178 92H179V91H178ZM189 92H190V91H189ZM35 93H36V92H35ZM48 93H49V92H48ZM65 93H66V90L64 91V94H62V96H63V95H66V94L68 93V90H67V93H66V94H65ZM69 93H68V98H70ZM86 93H87V94H86ZM100 93H101V92H100ZM105 93H103V94H104V97L106 96ZM112 93H114V92H112ZM112 93H111L110 95H107L106 97H108V96H112L111 98H113V95H114V94L112 95ZM148 93H149V92H148ZM247 93L244 94V96L242 95V97L247 96ZM22 94H23V93H22ZM22 94H21V95H22ZM31 94L34 95L33 93H31ZM60 94H61V93H60ZM85 94H86V95H85ZM106 94H107V93H106ZM116 94H118V93H116ZM116 94H115V95H116ZM126 94H127V93H126ZM133 94H134V93H133ZM139 94H140V93H139ZM145 94H146V93H145ZM150 94H151V96H152V93H150ZM159 94H160V93H159ZM177 94H178V93H177ZM180 94H181V93H180ZM255 94H256V93H253V96H254ZM257 94H259L258 90H257ZM16 95H17V94H16ZM41 95H43L42 92H41ZM44 95L46 96L45 93H44ZM44 95H43V96H44ZM119 95L121 96V94H119ZM129 95L131 96L130 93H129ZM129 95L126 96V97H125V95H124V97L127 98V97H129ZM142 95H143V94H142ZM153 95H154V94H153ZM173 95H174V94H173ZM178 95H179V94H178ZM192 95H193V94H192ZM200 95H202V94L200 93ZM248 95H249V94H248ZM250 95H252V93H251ZM263 95H264V94H263ZM6 96H7V95H6ZM17 96H18V95H17ZM23 96H25V94H24ZM27 96H28V94H27ZM27 96H26V98H27ZM43 96H42V98H43ZM52 96H53V95H52ZM57 96H58V95H57ZM134 96H135V95H134ZM149 96H150V95H149ZM184 96H186L185 93H184ZM197 96H198V95H197ZM197 96L195 95V97H197ZM202 96H204V95H202ZM255 96H256V95H255ZM259 96L261 97V95H259ZM13 97H14V96H13ZM15 97H16V96H15ZM20 97H21V96H20ZM32 97H33V96H31V98H32ZM63 97L66 98L65 96H63ZM71 97H72V96H71ZM75 97H76V95H75ZM78 97L81 99V97H80L79 95H78ZM85 97H84V98H85ZM115 97H116V96H115ZM117 97H118V96H117ZM136 97H137V96H136ZM136 97H135V98H136ZM139 97H140V96H139ZM152 97H153V96H152ZM160 97H161V96H160ZM169 97H170V96H169ZM180 97H181V96H180ZM193 97H194V95H193ZM206 97H209V96H206ZM248 97H249V96H248ZM257 97H258V95H257ZM257 97H256V98H257ZM8 98H9V97H8ZM17 98H19V97H17ZM21 98H22L23 100H25L23 97H21ZM21 98H20V99H21ZM28 98L30 99L29 96H28ZM35 98L37 99V98H39V97L37 96V97H35ZM40 98H41V97H40ZM42 98H41V100H42ZM60 98H61V97H59V99H60ZM64 98L61 99V100L63 101ZM87 98H88V97H87ZM120 98H121V97H120ZM135 98H133V99H135ZM154 98H155V97H154ZM187 98H189V96H187ZM251 98H252V97H251ZM20 99H19V100H20ZM59 99H58V101H60ZM66 99H67V98H66ZM72 99L75 101V100H77V97H76V99H75L74 97H73ZM80 99H79V100H80ZM85 99H86V98H85ZM104 99H105V98H104ZM108 99H109V98H108ZM113 99H114V98H113ZM129 99H130V98H129ZM131 99H132V98H131ZM140 99H141V98H139V100H140ZM152 99H153V98H152ZM183 99H185V97H184ZM191 99H192V98H191ZM248 99H249V98H248ZM261 99H262V98H261ZM4 100H5V99H4ZM23 100H22V101H23ZM32 100H34V98H33ZM52 100H53V98H52ZM52 100H50L51 103H52ZM54 100H55V99H54ZM56 100H57V99H56ZM67 100H69V99H67ZM70 100H71V99H70ZM73 100H72V101H73ZM79 100H77V101L79 102ZM89 100H90V99H89ZM110 100H111V99H110ZM110 100H108V101H110ZM116 100H117V99H116ZM116 100H114L115 103H120V102H118L119 100H118L117 102H116ZM126 100H128V99H126ZM147 100H148V99H147ZM153 100H154V99H153ZM162 100H166V99L163 98ZM249 100H250V99H249ZM263 100H264V99H263ZM263 100H261V101H263ZM10 101H11V100H10ZM25 101H26V100H25ZM30 101H31V100H30ZM65 101H66V100L63 101V104H64ZM90 101H91V100H90ZM103 101H104V100H103ZM106 101H107V100H106ZM108 101H107V102H108ZM114 101H113V102H114ZM122 101H123V100H122ZM144 101H145V100H143V102H142V103H143V104H142L143 107L146 106V104H147V103L145 104ZM150 101H151V100H150ZM167 101H168V100H167ZM193 101H194V100H192V102H193ZM256 101H257V100H256ZM28 102H29V100H28ZM48 102H49V101H48V99H47V102H46V103H48ZM66 102H67V101H66ZM123 102H124V101H123ZM127 102H128V101H127ZM129 102H130V100H129ZM163 102H164V101H163ZM170 102H172V101L170 100ZM177 102H178V100H177ZM188 102H189V101H188ZM204 102H206V100H205ZM4 103H5V102H4ZM14 103H15V102H14ZM18 103H20V102H18ZM23 103H24V102H23ZM29 103L31 104V102H29ZM33 103H34V102H33ZM35 103H36V102H35ZM46 103H45V104H46ZM68 103H70L71 106L73 105V107H74V106L76 107V106L79 105V104H78V105H77V104H76V105H75V104H72V102H70V101H69ZM84 103H88V102H84ZM90 103H91V102H90ZM90 103H89L88 105H91ZM93 103H92V104H93ZM97 103H98L99 105H98ZM125 103H126V102H125ZM173 103H174V102H173ZM186 103H187V102H186ZM43 104H44V103H43ZM53 104H55V103H53ZM56 104H57V103H56ZM63 104L61 105V108H62ZM113 104H114V103H113ZM121 104H122V103H121ZM133 104H134V103H133ZM164 104H165V103H164ZM168 104H169V103H168ZM187 104H188V103H187ZM27 105H28V104H27ZM34 105H35V104H34ZM38 105H39V104H38ZM49 105H50V103H49ZM66 105H69V104H66ZM84 105L86 106V104H83V103H82V105L80 104V106H78V107L81 108V106H84ZM88 105H87V106H88ZM109 105H111V107L109 106V107H107V109H108V108H112V109H110V113H111V111H113V110L116 112V110L113 108V107H116V106H115V105H112V102H111ZM147 105H148V104H147ZM157 105H158V104H157ZM160 105H161V104H160ZM185 105H186V104H185ZM188 105H190V104H188ZM2 106H3V105H2ZM4 106H6V105H4ZM11 106H12V105H11ZM21 106H22V105H21ZM30 106H32V105H30ZM39 106H40V105H39ZM42 106H43V105H41V107H42ZM51 106H53V105H51ZM85 106L82 107V108H84V109L87 110L88 108H85ZM101 106H102V104H101ZM104 106H105V105H104ZM122 106L124 107V105H122ZM153 106H154V105H153ZM41 107H40V108H41ZM45 107H47V104H46ZM45 107H44V108H45ZM53 107H55V106H53ZM88 107H89V106H88ZM90 107H91V106H90ZM94 107H95V105H94ZM94 107H92V108H94ZM120 107H121V106H120ZM123 107H122V108H123ZM125 107H126V106H125ZM125 107H124L123 109H125ZM150 107H152V106H150ZM150 107H149V108H150ZM2 108H3V107H2ZM5 108H6V107H5ZM82 108H81V109H82ZM96 108H98V107H96ZM99 108L102 109L101 107H99ZM99 108H98V111H99ZM131 108H132V107H131ZM145 108H146V107H145ZM147 108H148V107H147ZM161 108H162V107H161ZM6 109H7V108H6ZM27 109H28V106H27ZM27 109H26V110H27ZM30 109H31V108H29L28 110H30ZM33 109H34V108H33ZM62 109L64 110V106H63ZM74 109H75V108H74ZM77 109H78V108H77ZM89 109L91 110V108H89ZM116 109H118V107H116ZM229 109H230V108H229ZM18 110H19V109H18ZM23 110H24V109H23ZM34 110H35V109H34ZM36 110H38V108H37ZM39 110H40V109H39ZM47 110H48V109H47ZM94 110L96 111V109H94ZM103 110H105V108H103ZM135 110H137V109H135ZM139 110H140V109H139ZM153 110H154V109H153ZM158 110H159V109H158ZM24 111H25V110H24ZM43 111H44V110L38 112L37 114H39V113L42 114ZM61 111H62V110H61ZM61 111H60V112H61ZM69 111H70V110H69ZM114 111H113V112H114ZM117 111H118V110H117ZM148 111H149V110H148ZM194 111H195V110H194ZM238 111H239V110H238ZM12 112H15V111H12ZM12 112H11V113H12ZM65 112H68V110H67V111L65 110ZM79 112H81V111H78V113H79ZM90 112H91V111H90ZM99 112H104V111H99ZM105 112H106V111H105ZM105 112L103 113V116H104V114L107 115V113H105ZM115 112L113 113V116L115 115ZM118 112H119V111H118ZM121 112H123V111H121ZM134 112H135V111H134ZM134 112H133V113H134ZM0 113H1V112H0ZM8 113H9V112H8ZM11 113H10V114H11ZM16 113H17V112H16ZM25 113H29V114H30V112H25ZM32 113H33V112H32ZM35 113H36V112H35ZM35 113H33V114H35ZM50 113H51V112H50ZM83 113H85V114H82V115H83L82 117H84V115H86L85 118L87 117V119H89L90 116H94V118H95V117L98 115V114H94V113H93V115H92V114L87 113V112H83ZM95 113H96V112H95ZM125 113H126V112H125ZM135 113H136V112H135ZM135 113H134V114H135ZM139 113H140V112H139ZM139 113H138V114H139ZM141 113H142V112H141ZM195 113H196V112H195ZM17 114H18V113H17ZM17 114H16V115H17ZM33 114H32V116H33ZM41 114H39V115H41ZM52 114L54 115V113H52ZM56 114H58V113L56 112ZM56 114H55V115H56ZM64 114L66 115V113H64ZM64 114H63V115H64ZM87 114H89L90 116H87ZM111 114H112V113H111ZM119 114H120V113H119ZM136 114H137V113H136ZM138 114H137V115H138ZM158 114H159V113H158ZM226 114H227V113H226ZM3 115H5V114H3ZM8 115H9V114H8ZM16 115H15V117H16ZM24 115H25V114H24ZM42 115H43V114H42ZM45 115H46V114H45ZM60 115H61V114H60ZM63 115H62V116H63ZM71 115H72V114H71ZM121 115H122V113H121ZM129 115H131V113H130ZM197 115H198V114H197ZM223 115H224V114H223ZM231 115H233V114H231ZM235 115H237V114L235 113ZM17 116H19V115H17ZM22 116H23V115H22ZM27 116H28V114H27ZM34 116H35V115H34ZM57 116H58V115H57ZM67 116H70V115L67 114ZM67 116H66V117H67ZM115 116H116V115H115ZM118 116H119V115H118ZM132 116H133V115H132ZM242 116H243V115H242ZM13 117H14V116H13ZM13 117H12V115H11V118H13ZM25 117H26V116H25ZM29 117H30V116H29ZM37 117H38V116H36V118H37ZM54 117H55V116H54ZM75 117H76V116H75ZM77 117H78V115H77ZM82 117H81L80 119H82ZM97 117H98V116H97ZM97 117H96V118H97ZM99 117H100V119H102L101 116H99ZM99 117H98V118H99ZM116 117H117V116H116ZM119 117H120V116H119ZM119 117H118V118H119ZM134 117H135V115H134L132 118L134 119ZM161 117H162V116H161ZM184 117H185V116H184ZM2 118L4 119L5 117H2ZM7 118H8V117H7ZM16 118H17V117H16ZM16 118H14V119H16ZM43 118H44V117H43ZM47 118H48V117H47ZM49 118H51V123H52V121H53L52 117H49ZM55 118H56V117H55ZM63 118H64V116H63ZM72 118H73V117H72ZM91 118H92V117H91ZM98 118H97V119H98ZM122 118H123V115H122ZM122 118L120 117V119H122ZM125 118H126V116H125ZM132 118H131V116H130V119H129V120H132ZM178 118H179V117H178ZM3 119H2V121H3ZM9 119H10V118H9ZM30 119H32V118H30ZM37 119H39V118H37ZM58 119H59V116H58ZM123 119H124V118H123ZM127 119H128V118H127ZM184 119H185V118H184ZM243 119L245 120V118H243ZM10 120H11V119H10ZM12 120H13V119H12ZM19 120H20V119H19ZM24 120H25V119H24ZM41 120H42V119H41ZM43 120H44V119H43ZM60 120H63V119H60ZM64 120H65V119H64ZM82 120L85 121V119H82ZM82 120H81V121H82ZM98 120H99V119H98ZM105 120H106V119H105ZM116 120H117V119H116ZM182 120H183V117H182ZM0 121H1V119H0ZM4 121H5V120H4ZM4 121H3V122H4ZM16 121H17V120H16ZM16 121H15V122H16ZM22 121H23V119H22ZM22 121H21V123H22ZM28 121H29V119H28ZM46 121H47V120H46ZM67 121H68V118H67ZM89 121H91V120L89 119ZM106 121H107V120H106ZM180 121H181V120H180ZM225 121H226V120H225ZM230 121H232V120H230ZM233 121H235V120H233ZM233 121H232V122H233ZM6 122L8 123V120H7ZM15 122H13V123H15ZM17 122H18V121H17ZM33 122H34V121H33ZM38 122H39V120H38ZM40 122H41V121H40ZM54 122H55V119H54ZM62 122H64V121H62ZM62 122H61V123H62ZM72 122H73V120H72ZM76 122H78V121H76ZM87 122H88V121L86 120V123H87ZM92 122H93V121H92ZM129 122H131V121H128V123H129ZM246 122H247V121H245V123H246ZM9 123H10V122H9ZM13 123L9 124V128H10V125H13ZM30 123H31V122H30ZM89 123H90V122H89ZM89 123H88V124H89ZM116 123H117V124H115V125H117V126H115L116 129L114 130L115 132L113 133L114 140H111V141H112V142H113V141H116L115 143L117 144L116 146H117L118 149L116 150L115 147L113 146L116 155H115V153H112V154H114V156H113V155H112V156H113V158H114V157H116V158H115V159L111 158V159H112V160L114 161V163L117 165V166H116V165H114V166H116V167L120 166L121 168H123V167H122L123 164L121 165V163H122L125 159L128 160V158H127V153H128V152H127V145L129 146L131 143L129 142V143H130V144H129V143L127 142V138L129 137V136H127V135H129V134H127V131H128V130H127V128H126V125H125V127H122V126L120 127V125L118 124V122H116ZM121 123H122V122H121ZM16 124H17V123H16ZM24 124H26L25 121H24ZM35 124H36V123H35ZM37 124H38V123H37ZM47 124H48V122H47ZM49 124H50V123H49ZM58 124H59V122H58ZM68 124H69V123H68ZM73 124H74V123H73ZM84 124H85V123H84ZM95 124H98V123L96 122V123H94V125H95ZM230 124H232V123H230ZM0 125H1V124H0ZM2 125H3V124H2ZM28 125H31V124H28ZM33 125H34V124H33ZM38 125H40V124H38ZM38 125H37V126H38ZM44 125H45V124H44ZM44 125H43V126H44ZM53 125H55V123H54ZM56 125H57V124H56ZM62 125H63V124H62ZM86 125H87V124H86ZM102 125H103V124H102ZM106 125H107V124H106ZM252 125H253V124H252ZM17 126H18V124H17ZM90 126L92 127V124H90ZM232 126H235V125L233 124ZM1 127H3V126H1ZM30 127H31V126H30ZM32 127H34V126H32ZM46 127H48V126H46ZM59 127H60V126H58V128H59ZM75 127H76V126H75ZM88 127H89V126H88ZM97 127H99V126H97ZM105 127H106V126H105ZM6 128H7V125H6ZM6 128H4V129H6ZM13 128H14V126H13ZM42 128H44V127H42ZM42 128H41V129H42ZM49 128H50V127H49ZM76 128H77V130H78V127H76ZM102 128H103V129H102ZM102 128H101L102 130H101V129H99V130H100V131H103V130H104V126H103ZM106 128H107V127H106ZM109 128H110V127H109ZM128 128H129V127H128ZM232 128H233L232 131L234 132V129H235V128H234V127H232ZM232 128H231V129H232ZM240 128H241V127H240ZM252 128H253V127H252ZM4 129H1V130L4 131ZM18 129L20 130V128H18ZM36 129H37V128H36ZM39 129H40V127H39ZM45 129H46V128H45ZM47 129H48V128H47ZM47 129H46V130H47ZM81 129H83V127H82ZM90 129H91V128H90ZM93 129L95 130V129H96V126H95V127L93 126ZM111 129L113 130L114 127H111ZM8 130H9V129H8ZM26 130H28V129H26ZM31 130H32V129H31ZM31 130L29 131L30 133H32ZM42 130H43V129H42ZM59 130H61V127H60ZM65 130H66V128H65ZM67 130H68V129H67ZM96 130H97V129H96ZM105 130H106V131H104V133L107 132V134L110 133V134H108V136L111 135V132H110L109 129H105ZM108 130H109V132H108ZM14 131L16 132L17 130H14ZM33 131H35V130H33ZM48 131H49V130H48ZM50 131H51V130H50ZM53 131H54V130H53ZM68 131H70V130H68ZM79 131H80V130H79ZM91 131H93V130H91ZM100 131H97V132L99 133ZM8 132H9V131H8ZM25 132H26V131H25ZM36 132H37V131H36ZM42 132H43V131H42ZM44 132H47V131L44 130ZM44 132H43V134H44ZM73 132H74V131H73ZM84 132H85V131H84ZM84 132H83V133H84ZM235 132H236V131H235ZM18 133H19V132H18ZM54 133H56V131H55ZM54 133H53V134H54ZM58 133H59V132H58ZM58 133H56V134H58ZM95 133H96V132H95ZM101 133H102V132H101ZM104 133H102V134H104ZM10 134H12V133H10ZM10 134H9V135H10ZM20 134H21V133H20ZM32 134H33V133H32ZM32 134H31V135H32ZM34 134L36 135V133H34ZM41 134H42V133H40V135H41ZM46 134H47V133H46ZM49 134H50V132L48 133V135H49ZM62 134H63V133H62ZM68 134H70V133H68ZM93 134H94V133L91 132V135H93ZM107 134H106V135H107ZM130 134H131V133H130ZM235 134H237V133H235ZM235 134H234V135H235ZM12 135H13V134H12ZM15 135H16V134H15ZM21 135H22V134H21ZM24 135H25V134H24ZM24 135H23V136H24ZM59 135H60V134H59ZM76 135H77V138H78V136H80V134H77V133H76ZM83 135L86 136V134H83ZM88 135H89V134H88ZM97 135H98V137H99L100 134H97ZM17 136H18V135H17ZM26 136H27V133H26ZM56 136H57V135H56ZM68 136H69V135H68ZM70 136H71V135H70ZM73 136H74V134H73ZM85 136H84V137H85ZM103 136H104V135H103ZM111 136H112V135H111ZM130 136H131V135H130ZM31 137H32V136H31ZM31 137H30V138H31ZM33 137H34V136H33ZM44 137H45V138H46V137L48 138V136H45V134H44ZM80 137H81V136H80ZM94 137H95V136H94ZM98 137L96 136L95 142L93 141L92 144H91V141H89V142H90V143H89L88 140H87V143H89V145L97 146L96 141H97V138H98ZM132 137H133V136H132ZM251 137H253V136L251 135ZM6 138H7V137H6ZM30 138L28 137V140H29ZM35 138H36V137H35ZM35 138H33V139H35ZM38 138H39V137H38ZM47 138H46V139H47ZM58 138H60V137H58ZM58 138H57L56 141L59 140ZM81 138H82V137H81ZM87 138H88V136H87ZM101 138H102V137H101ZM101 138H99V139H101ZM107 138H108V137H107ZM7 139H8V138H7ZM12 139H13V138H12ZM12 139H10V141H11ZM23 139H24V138L22 137V140H23ZM41 139H42V137H41ZM41 139L39 140L40 142H41ZM50 139H51V138H50ZM52 139H54V138H52ZM64 139H65V138H64ZM66 139H67V138H66ZM88 139L90 140V135H89V138H88ZM91 139H92V138H91ZM99 139H98V142H99ZM109 139H110V138L107 139L108 142H109ZM128 139H129V138H128ZM17 140H18V139H17ZM35 140L37 141V138H36ZM42 140H44V139H42ZM77 140H78V139H77ZM77 140H76V141H77ZM79 140H80V139H79ZM82 140H83V139H82ZM85 140H86V138H85ZM85 140H84V144L86 143ZM93 140H94V138H93ZM102 140L105 141V139H102ZM6 141H7V140H6ZM14 141H15V140H14ZM31 141H32V138H31ZM60 141H61V140H60ZM60 141H59V142H60ZM63 141H64V140H63ZM70 141H71V140H70ZM104 141L101 142V140H100V143H98V144H100V147H103L101 144L104 143ZM1 142H2V141H1ZM16 142H18V141H16ZM22 142H24V141H22ZM29 142H30V141H29ZM54 142H55V141H54ZM73 142H74V140H73ZM105 142H106V141H105ZM108 142H107V143H108ZM7 143H10V142H7ZM56 143H57V142H56ZM67 143H68V142H67ZM78 143H79V141H78ZM95 143H96V144H95ZM107 143H106V145H108ZM0 144H1V143H0ZM24 144H25V142H24ZM29 144H30V143H29ZM63 144H64V143H63ZM74 144H76V143H74ZM74 144H72V145H74ZM94 144H95V145H94ZM109 144H112V143L110 142ZM118 144H120V147L118 146ZM3 145H4V144H3ZM19 145H20V144H18V146H19ZM22 145H23V144H22ZM27 145H28V143H27ZM47 145H48V144H47ZM67 145L69 146V144H67ZM67 145H66V146H67ZM76 145H77V144H76ZM82 145H83V142H82ZM104 145H105V143H104ZM18 146H17V147H18ZM25 146H26V145H25ZM54 146H56V145H54ZM54 146H52V147H54ZM57 146H58V145H57ZM57 146H56L55 148H57ZM68 146H67V147H68ZM87 146H88V144H87ZM109 146H110V145H108V146H107L108 148L106 147V149H109ZM132 146H133V144H132ZM132 146H131V150H134V149H132V148H135L134 146H136V145L134 144V146H133V147H132ZM142 146H143V145H142ZM2 147H3V146H2ZM20 147H21V146H20ZM20 147L18 148L19 151H21V150H20ZM28 147H31V146L28 145ZM28 147H27V150L25 149V151H28ZM41 147H42V146H41ZM72 147H73V146H72ZM72 147H71V148H72ZM81 147H82V146H81ZM129 147H130V146H129ZM4 148H5V147H4ZM8 148H9V147H8ZM23 148H26V147H23ZM23 148H22V149H23ZM58 148H59V146H58ZM61 148H62V147H61ZM110 148H112V147H110ZM10 149H11V148H10ZM15 149H16V147H15ZM42 149H43V148H42ZM52 149H53V148H52ZM80 149H81V148H80ZM100 149H101V148H100ZM102 149H104V148H102ZM102 149L99 150V153L102 151ZM33 150H34V149H33ZM55 150H56V149H55ZM59 150H60V149H59ZM63 150H64V149H63ZM72 150H74V151L77 152V150H75V149H72ZM82 150H83V149H82ZM88 150L90 151L89 146H88ZM92 150H93V149H92ZM92 150H91L90 152H92ZM111 150H112V149H111ZM131 150L129 149L130 152H131ZM35 151H36V150H35ZM40 151H41V150H40ZM53 151H54V150H53ZM61 151H62V150H61ZM78 151H79V150H78ZM85 151H86V150H85ZM89 151H88V152H89ZM116 151H117V152H116ZM8 152H9V151H8ZM23 152H24V150H22V153H23ZM32 152H33V151H32ZM32 152H31V153H32ZM43 152H45V150H44ZM47 152H48V151H46L45 153H47ZM56 152H59V151L56 150ZM62 152H63V155L66 154L64 151H62ZM83 152H84V151H83ZM102 152H104V151H102ZM3 153H4V152H3ZM5 153H6V152H5ZM17 153H18V152H17ZM19 153H21V152H19ZM31 153H30V154H31ZM49 153H50V152H49ZM70 153H71V151H70ZM72 153H73V152H72ZM74 153H75V152H74ZM96 153H98V152H96ZM105 153H106V151L104 152V155H105V157H106V155H107L108 153H106V154H105ZM12 154H13V153H12ZM24 154H25V153H24ZM27 154H29V153L27 152ZM53 154H54V153H53ZM57 154H58V153H56L55 156H57ZM79 154H80V153H79ZM82 154H83V153H82ZM87 154H89V153H87ZM109 154H110V157H111V151H110ZM109 154H108V155H109ZM5 155H6V154H5ZM9 155H10V154H9ZM9 155H6V157L8 158ZM25 155H26V154H25ZM35 155H36V154H35ZM35 155L33 154V158H34ZM37 155H38V154H37ZM59 155H60L59 157H61V154H59ZM69 155H70V154H69ZM83 155H85V154H83ZM89 155H91V154H89ZM104 155H103V157H104ZM129 155H130V153H129ZM131 155H132V153H131ZM137 155H138V154H137ZM137 155H136V157H138V159H137L136 157H135V159L139 160L140 155H139V156H137ZM18 156H19V155H18ZM29 156H32V155H29ZM39 156H40V155H39ZM47 156L49 157V155H47ZM72 156H74V154H73ZM97 156H98V155H97ZM97 156H96V157H97ZM0 157H1V156H0ZM16 157H17V156H16ZM20 157H21V156H20ZM24 157H25V156H24ZM24 157H23V158H24ZM44 157H45V156H44ZM52 157H53V156H52ZM52 157H51V158H52ZM57 157H58V156H57ZM74 157H76V155H75ZM74 157H73V158H74ZM86 157H87V156H85V158H86ZM92 157H93V156H92ZM103 157H102V158H103ZM107 157H108V156H107ZM110 157H108V158H110ZM30 158H32V157H30ZM33 158H32V159H33ZM46 158H47V157H46ZM51 158H50V159H51ZM93 158H95V157H93ZM102 158H101V159H102ZM18 159H19V158H18ZM32 159L30 160V161H31V162H30L31 164H32V161L35 160V158H34L33 160H32ZM39 159H40V157H39ZM42 159H43V158H42ZM74 159H75L74 161H76V158H74ZM83 159H84V158H83ZM97 159H98V158H97ZM99 159H100V158H99ZM130 159H131V160H129V162L131 161V164H132L133 156H132ZM36 160H38V158H37ZM44 160H45V162H46V161H48L49 159L46 160V159L44 158ZM52 160H53V159H52ZM58 160H59V158H58ZM69 160H71V159H69ZM81 160H82V159H81ZM95 160H96V158H95ZM102 160H103V159H102ZM104 160H105V158H104ZM137 160H136V161H137ZM238 160L241 161V159H238ZM19 161H23V160H19ZM24 161H25V159H24ZM27 161H29V160H27ZM27 161H26V162H27ZM38 161H40L39 163L41 164V160H38ZM49 161H50V160H49ZM49 161H48V162H49ZM59 161H61V160H59ZM63 161H64V160H63ZM72 161H73V159H72ZM109 161H111V160L109 159ZM26 162H25V163H26ZM35 162H36V161H35ZM45 162H44V163H45ZM55 162H56V161L54 160V163H55ZM64 162H65V161H64ZM68 162H69V161H68ZM79 162H80V161H79ZM89 162H90V161H89ZM94 162H95V161H94ZM101 162H103V161H101ZM105 162H106V161H105ZM111 162H112V161H111ZM129 162L127 161L128 164H129ZM1 163H2V161H1ZM13 163H14V162H13ZM44 163L42 162V164H44ZM62 163H63V162H62ZM91 163L94 164L93 161H91ZM98 163H99V162H98ZM108 163H109V162H108ZM125 163H126V161H125ZM125 163H124V164H125ZM127 163H126V164H127ZM136 163H137V164H136ZM136 163H135V165H138V164H139L141 167H142V165H143V164H140V163H138V162H136ZM236 163H237V162H236ZM4 164H5V163H4ZM36 164H38V162H37ZM50 164H53V162H52V163L50 162ZM56 164H57V163H56ZM56 164H55V165H56ZM67 164L69 165V163H67ZM96 164H97V163H96ZM99 164H100V163H99ZM103 164H104V163H103ZM105 164H107V163H105ZM112 164H113V163H112ZM126 164H125L123 170L126 168ZM131 164H130V165H131ZM133 164H134V163H133ZM34 165H35V164H34ZM46 165H47V164H46ZM70 165H71V164H70ZM70 165H69V167H70ZM72 165H73V164H72ZM74 165H75V164H74ZM79 165H81V164H78V166H79ZM84 165H85V163H84ZM86 165H87V164H86ZM108 165H110V164H108ZM108 165H106V166H105V165H104V166L101 165V166L106 167V168L108 169V167H107ZM139 165H138V166H139ZM152 165H153V164H152ZM237 165H238V163H237ZM237 165H236V166H237ZM3 166H5V165H3ZM19 166H21V165H19ZM32 166H33V165H32ZM52 166H53V165H52ZM65 166L67 167V165L64 164V167H65ZM82 166H83V165H81V167H82ZM90 166L92 167V165H89L88 169L91 168ZM94 166L96 167L95 164H94ZM97 166H98V165H97ZM153 166H154V165H153ZM212 166H214V164H213ZM216 166H217V165H216ZM10 167H11V166H10ZM17 167H18V166H17ZM38 167H39V165H38ZM44 167H45V164H44ZM44 167H43V170H44ZM64 167H63V168H64ZM86 167H87V166H86ZM103 167H101V168H103ZM111 167H112V166H111ZM127 167H128V165H127ZM135 167H136V166H134V167H132V168L135 169ZM154 167H155V166H154ZM35 168H36V167H35ZM47 168H48V167H46V169H47ZM53 168H54V167H53ZM67 168H68V167H67ZM67 168H65V171L67 170ZM79 168H80V167H79ZM101 168H100V170L102 171ZM197 168H198V167H197ZM258 168H259V167H258ZM12 169H13V168H12ZM22 169H24V168H22ZM70 169H71V168H70ZM82 169H83V168H81V170H82ZM96 169L98 170L97 167H96ZM112 169H114V168H112ZM115 169H118V170H119V168H115ZM154 169H155V168H154ZM156 169H157V168H156ZM195 169H196V168H195ZM27 170H28V169H27ZM36 170H37V169H36ZM36 170H35V171H36ZM40 170H41V169H40ZM51 170H52V169H51ZM58 170H59V168H58ZM62 170H63V169H62ZM71 170H72V169H71ZM73 170H74V169H73ZM73 170H72V171H73ZM81 170H80V171H81ZM86 170H87V169H86ZM92 170H93V169H92ZM100 170H99V171H95V172L98 173V172H100ZM110 170H111V169H110ZM201 170H202V168H201ZM30 171H31V170H30ZM44 171H45V170H44ZM52 171H53V170H52ZM72 171H71V172H72ZM78 171H79V170L75 171L76 174H77ZM80 171H79V172H80ZM120 171H122V170H120ZM125 171H126V170H125ZM125 171H123L121 174H123ZM21 172L23 173L24 171L22 170ZM48 172H49V171H48ZM53 172H55V171H53ZM63 172H64V171H63ZM83 172H86V171L84 170ZM91 172H92V171H91ZM103 172H104V171H102V172H100V173H98V174H99L100 176H101V175H104V176H105V175L108 174V173L105 174V172H104V173H103ZM113 172H114V171H113ZM115 172H117V171H115ZM128 172H129V171H128ZM151 172H152V171H151ZM151 172H150V173H151ZM188 172H189V171H188ZM199 172H202V171L199 170ZM19 173H20V172H19ZM26 173H27V172H26ZM31 173H32V172H30V174H31ZM37 173H38V172H36V174H37ZM49 173H51V172H49ZM61 173H62V172H61ZM101 173H103V174H101ZM117 173H118V172H117ZM129 173H130V172H129ZM153 173H154V172H153ZM14 174H15V173H14ZM17 174H18V172H17ZM52 174H55V173H52ZM57 174H58V172H57ZM64 174H66V173L64 172L62 175H64ZM73 174H74V173H73ZM91 174H92V173H91ZM93 174H94V173H93ZM95 174H96V173H95ZM95 174H94V176L92 175L93 179H94L95 177H97V175H98V174H97V175H95ZM110 174H111V173H110ZM119 174H120V172H119ZM121 174H120V175H121ZM135 174H136V173H135ZM156 174H158V173H156ZM62 175H61V176H62ZM77 175H79V173H78ZM81 175H82V174H80V176H81ZM113 175H114V174H113ZM117 175H118V174H117ZM30 176H31V175H30ZM34 176H35V175H34ZM56 176H57V175H56ZM58 176H59V175H58ZM65 176H66V175H65ZM88 176H90V175H87V177H88ZM100 176H98V177L100 178ZM131 176H132V174H131ZM139 176H142V175L140 174ZM139 176H138V178H140ZM148 176H149V175H148ZM21 177L23 178L22 174L20 175V179H21ZM28 177H29V176H28ZM50 177H51V176H50ZM52 177L54 178L55 176L52 175ZM52 177H51V178H52ZM63 177H64V176H63ZM66 177H67V176H66ZM71 177H72V176H71ZM85 177H86V175H85ZM101 177H102V176H101ZM108 177H109V176H108ZM112 177H113V176L111 175V178H112ZM124 177H125V175H124ZM126 177H127V176H126ZM132 177H133V176H132ZM30 178H31V177H30ZM33 178H34V177H33ZM53 178H52V179H53ZM73 178H75V175H74ZM83 178H84V177H83ZM83 178H82V176H81L82 181L84 180ZM90 178H91V177H90ZM90 178H89V179H90ZM111 178L109 177V181H110ZM114 178H115L116 180H119V179H117L116 177H114ZM114 178H113V180H114ZM127 178H128V177H127ZM133 178H135V177H133ZM138 178H137V179H138ZM142 178H143V177H142ZM142 178H141V180L144 181ZM55 179H56V178H54L53 180H55ZM59 179L61 180L62 178L60 177ZM59 179H58V180H59ZM76 179H77V178H76ZM76 179H75V180H76ZM85 179H86V178H85ZM102 179H103V178H102ZM131 179H132V178H131ZM23 180H24V179H23ZM23 180H21V182H22ZM37 180H38V179H37ZM39 180H40V177H39ZM58 180H57V181L55 180V181L58 182ZM60 180H59V182H60ZM78 180H79V178H78ZM86 180H88V179H86ZM95 180H97V182H95L96 185H95V184L93 185V184L91 183L92 186H91V185H89V186L93 187V189L96 188L95 190H101V191H102L101 194H104L105 192H103V190H102V189H104V188H102L101 184L99 185V182L101 183V180L99 179V180H100V181H99L98 178H95ZM107 180H108V179H107ZM111 180H112V179H111ZM116 180H115V181H116ZM151 180H152V178H151V179L148 178V179H147V182L150 183ZM19 181H20V180H19ZM84 181H85V180H84ZM91 181L94 183V180L91 179ZM91 181H90V182H91ZM102 181L104 182V180H102ZM115 181H112V182H115ZM120 181H121V180H120ZM128 181H129V180H128ZM128 181H127V183H128ZM132 181H134V180H132ZM145 181H146V180H145ZM243 181H244V180H243ZM259 181H260V180H259ZM262 181H263V180H262ZM34 182H36V181H34ZM39 182H40V181H39ZM86 182H87V181H86ZM90 182L88 181V183H90ZM103 182H102V184L105 186L106 183L104 184ZM106 182H107V181H106ZM121 182H123V180H122ZM121 182H120V183H121ZM134 182H135V181H134ZM134 182H133V183H134ZM244 182H245V181H244ZM260 182H261V181H260ZM28 183H29V182H28ZM73 183H74V181H73ZM81 183H82V182H81ZM88 183H86V184L88 185ZM97 183H98V184H97ZM116 183H117V181H116ZM125 183H126V182H125ZM161 183H162V182H161ZM1 184H2V183H1ZM16 184H17V183H16ZM23 184H24V183H23ZM38 184H39V183H38ZM58 184H59V183H58ZM63 184H64V183H63ZM70 184H72V183H70ZM78 184H79V183H78ZM84 184H85V182H84ZM110 184H111V182H110ZM128 184H129V183H128ZM150 184H151V183H150ZM150 184L148 185V187L150 186ZM261 184H263V183H261ZM6 185H7V184H6ZM56 185H57V184H56ZM60 185H61V184H60ZM76 185H77V184H76ZM87 185H86V188H88ZM97 185H98V186H97ZM119 185H122V184H119ZM161 185H164V182H163V184H161ZM79 186H80V185H79ZM99 186H100V187H99ZM104 186H103V187H104ZM116 186H117V185L115 184V187H116ZM122 186H123V185H122ZM152 186H153V185H152ZM157 186H158V185H157ZM254 186H255V185H254ZM24 187H25V186H24ZM66 187H67V186H66ZM106 187H107V186H106ZM106 187H105V188H106ZM112 187H113V185H112L111 187H109V188L112 189ZM120 187H121V186H120ZM126 187H128V186H126ZM150 187H151V186H150ZM18 188H19V187H18ZM76 188H78V187H76ZM99 188H100V189H99ZM121 188H122V187H121ZM121 188H118V189L120 190ZM123 188H124V187H123ZM164 188H165V187H163L161 190H165ZM4 189H5V188H4ZM84 189H85V188L83 187L82 190H84ZM88 189H89V188H88ZM93 189H92V190H93ZM113 189H115V188H113ZM125 189H126V188H125ZM156 189H157V188H156ZM158 189H159V186H158ZM167 189H168V188H167ZM9 190H10V189H9ZM16 190H17V187H16ZM16 190H14V191L17 192ZM59 190H60V189H59ZM66 190H67V189H66ZM73 190H74V189H73ZM82 190H81V191H82ZM89 190H90V189H89ZM89 190H88V192H89ZM95 190H94V191H95ZM116 190H117V189H116ZM119 190H117V191H119ZM161 190L158 192V196H159V193H163ZM168 190H169V189H168ZM2 191H3V188H2ZM7 191H8V190H7ZM56 191H57V190H56ZM67 191H68V190H67ZM76 191H77V190H76ZM78 191H79V190H78ZM86 191H87V190H86ZM104 191H107V188L104 189ZM109 191H110V190H109ZM117 191H116V192H117ZM127 191H128V190H127ZM8 192H9V191H8ZM12 192H13V191H12ZM18 192H19V191H18ZM18 192H17V193H18ZM22 192H23V191H22ZM59 192H60V193H63V191H62V192L59 191ZM74 192H75V191H74ZM84 192H85V190H84ZM90 192H91V191H90ZM92 192H93V191H92ZM110 192H111V191H110ZM112 192H114V196H117L116 193H115V191H112ZM112 192H111V195H113ZM123 192H124V191H123ZM150 192H151V191H148V193H150ZM60 193H59V194H60ZM65 193H66V191H65ZM68 193H71V192L68 191ZM119 193H120V192H119ZM146 193H147V192H146ZM151 193H153V192H151ZM156 193H157V191H156ZM170 193H171V192H170ZM6 194H7V192H6ZM10 194H11V193H10ZM15 194H16V193H15ZM23 194H25V193H23ZM55 194H56L57 197H58L57 192H55ZM82 194H83V193H82ZM91 194H92L93 197H95V196H94V195H95L94 192L91 193ZM98 194H99V193L97 192L96 195H98ZM105 194H106V193H105ZM105 194H104V195H105ZM107 194L110 195V193H107ZM107 194H106V196H108ZM121 194H122V193H120L119 195H121ZM126 194H127V193H126ZM153 194H154V193H153ZM165 194H166V193H165ZM168 194H169V193H168ZM175 194H176V193H175ZM184 194H185V193H184ZM26 195H27V194H26ZM52 195H53V194H52ZM63 195H64V194H63ZM65 195H66V194H65ZM65 195H64V196H65ZM86 195H87V192H86ZM88 195H90V194H88ZM111 195L108 196V197L111 198ZM119 195L117 196V198L119 197ZM192 195H193V194H192ZM256 195H257V194H256ZM59 196H60V195H59ZM68 196H69V195H68ZM76 196H77V195H76ZM76 196H75V197H76ZM78 196H79V195H78ZM98 196H99V195H98ZM114 196H113V197H114ZM121 196H123V195H121ZM125 196H126V195H125ZM150 196L153 197V195H151V194H150ZM154 196H155V195H154ZM175 196H176V195H175ZM183 196H184V195H183ZM190 196H191V195H190ZM0 197H1V196H0ZM30 197H31V196H30ZM71 197H72V196H71ZM88 197H91V195L88 196ZM93 197H91V198L94 199ZM96 197H97V196H96ZM99 197H102L103 200H104V198H105V199H109V198H107V197H105V196H104V197H103V196H99ZM99 197H98V198H99ZM123 197H124V196H123ZM173 197H174V196H173ZM176 197H177V196H176ZM191 197H192V196H191ZM191 197H190V200H191ZM9 198H10V197H9ZM15 198H16V196H15ZM54 198H55V197H54ZM69 198H70V197H69ZM69 198H68V199H69ZM81 198H82V196H81ZM98 198H97V199H98ZM117 198H116V199H117ZM154 198H155V197H154ZM159 198H161V196H159ZM194 198H195V197H194ZM194 198H193V200H194ZM6 199H7V198H6ZM10 199H11V198H10ZM56 199H57V198H55V200H56ZM61 199L63 200L62 197H61ZM78 199H79V198H78ZM78 199H77V200H78ZM92 199H91V200H92ZM102 199L100 198V200H102ZM118 199H119V198H118ZM123 199H124V198H123ZM149 199L151 200L152 198L150 197ZM188 199H189V198H188ZM7 200H8V199H7ZM7 200H6V201H7ZM12 200H13V199H12ZM12 200H11V201H12ZM50 200H51V199H50ZM58 200L60 201V198H59ZM69 200H70V199H69ZM72 200H73V198H72ZM72 200H71V201H72ZM91 200H90V201H91ZM95 200H96V198L94 199V201H95ZM110 200L113 201V198H111ZM110 200H109V202H110ZM120 200H121V199H120ZM153 200H154V199H153ZM193 200H192V202H193ZM8 201H10V200H8ZM14 201H15V200H14ZM83 201H84V199H83ZM83 201H80V203H82ZM90 201H88V202L91 203ZM98 201H99V200H98ZM115 201H117V200H115ZM122 201H124V200H121V202H122ZM57 202H58V201H57ZM73 202H74V201H73ZM96 202H97V200H96ZM99 202H101V201H99ZM99 202H98V203H99ZM105 202H106V201H104V203L102 202L103 205H107V206H108V205L110 204V206H111V203H112V202H111V203L107 202L108 204H106ZM126 202H127V201H126ZM146 202H147V200H146ZM186 202H187V201H186ZM261 202H262V200H261ZM10 203H12V202H10ZM26 203H29V202L26 201ZM55 203H56V202H55ZM64 203H66V202H64ZM83 203H87V202H83ZM98 203H96V205H99ZM113 203H114V202H113ZM118 203H119V202H117V204H118ZM122 203H123V202H122ZM122 203H121V205H122V210H123V206H124V204H122ZM124 203H125V202H124ZM175 203H177V202L175 201ZM15 204H16V202H15ZM61 204H62V203H61ZM61 204H60V205H61ZM72 204H73V203H72ZM100 204H101V203H100ZM115 204H116V203H115ZM115 204H112V207H113V208L116 207L117 204H116V205H115ZM125 204H126V203H125ZM184 204H185V203H184ZM1 205H2V204H1ZM4 205H5V204H4ZM17 205H18V204H16V206H15L16 208L18 207ZM82 205H83V204H82ZM82 205H81V206H82ZM113 205H115V206H113ZM118 205H119V204H118ZM263 205H264V204H263ZM5 206H6V205H5ZM19 206H20V205H19ZM28 206H29V205H28ZM32 206H33V205H32ZM32 206H31V208H32ZM51 206H52V205H51ZM85 206H86V205H84V207H85ZM87 206H89V205H87ZM0 207H1V206H0ZM6 207H8V206H6ZM15 207H14V208H15ZM21 207H22V206H21ZM21 207H20V208H21ZM66 207H67V206H66ZM70 207H71V206H70ZM72 207H73V205H72ZM75 207H79V206L76 205ZM90 207H91V206H90ZM92 207H93V203H92ZM92 207H91V209H90L91 211L94 210V208H95V207H93V208H92ZM96 207H97V206H96ZM100 207H101V206H100ZM100 207H97V211H100V210H101ZM103 207H104V206H103ZM108 207H109V206H108ZM108 207H106V206L104 207V210H105V211H103V209L101 210V213H102V212H103V213L105 212V216L107 215V217H108L109 214H112V213H113V212L111 213V210L113 211V210L115 209V208H114V209H113V208L111 209V208H108ZM117 207H118V206H117ZM120 207H121V206L119 205V208H120ZM143 207H144V206H143ZM14 208H13V209H14ZM25 208H26V207H25ZM55 208H56V206H55ZM73 208H74V207H73ZM98 208H99L100 210H99ZM105 208H108L109 211H110V213H109L108 209H105ZM254 208H255V207H254ZM10 209H11V207H10ZM13 209H12V210H13ZM22 209H23V208H22ZM52 209H53V208H52ZM81 209H82V207H81ZM86 209H87V208H86ZM124 209H125V208H124ZM140 209H141V208H140ZM140 209H139V210H140ZM1 210H2V208H1ZM12 210H10V211L12 212ZM15 210H16V209H15ZM53 210H54V209H53ZM61 210H62V209H61ZM64 210H67V209H64ZM116 210H117V209H116ZM142 210H143V208H142L140 211H142ZM145 210H146V209H145ZM148 210H149V209H148ZM262 210H263V209H262ZM262 210H261V211H262ZM8 211H9V210H8ZM8 211H6V212H7V213H10V211H9V212H8ZM75 211H76V210H75ZM81 211H82V210H81ZM86 211H87V210H86ZM91 211H90V214H91ZM107 211H108L109 214H106ZM114 211H115V210H114ZM126 211H127V210H126ZM149 211H150V210H149ZM2 212H3V211H2ZM77 212H78V211H77ZM83 212H84V211H83ZM95 212H96V211H95ZM118 212H121V210L119 211V209H118ZM118 212H117V214H118ZM122 212H123V211H122ZM256 212H257V211H256ZM263 212H264V211H263ZM13 213H14V212H13ZM54 213H55L54 216H56V214H57L56 211H55ZM70 213H71V212H70ZM92 213H93V212H92ZM96 213H97V212H96ZM98 213H99V215L101 214L100 212H98ZM123 213H124V212H123ZM123 213H122V216H123ZM17 214H18V213L16 212V215H17ZM19 214H20V213H19ZM51 214H53V213H51ZM68 214H69V213H68ZM74 214H75V213H74ZM93 214H95V213H93ZM115 214H116V212H115ZM141 214H142V213H141ZM2 215H3V214H2ZM61 215H62V214H61ZM69 215H71V214H69ZM83 215H84V214H83ZM86 215L89 216V213L86 214ZM97 215H98V214H96V216H97ZM99 215H98V216H99ZM112 215H113V214H112ZM120 215H121V214H119L118 216H120ZM263 215H264V214H263ZM11 216H13V215H11ZM37 216H38V215H37ZM47 216H49V215L47 214ZM65 216H66V215H65ZM74 216H75V215H74ZM81 216H82V215H81ZM96 216H95V217H96ZM101 216H102V215H101ZM101 216H99V217H101ZM105 216H104V217H105ZM114 216H115V215H114ZM114 216H113V217H114ZM254 216H255V215H254ZM254 216H253V217H254ZM3 217H4V216H3ZM3 217H2V219H3ZM45 217H46V215H45ZM57 217H58V216H57ZM59 217H60V216H59ZM63 217H64V216H63ZM68 217H69V216H68ZM92 217L94 218V216H92ZM110 217H111V216H110ZM113 217H112V218H113ZM120 217H121V216H120ZM255 217H256V216H255ZM0 218H1V216H0ZM74 218H75L76 221L72 218V219H70L71 222H74V221H75V222L77 223V221H78V220H77V216H75ZM81 218H82V217H81ZM89 218H90V217H88V219H89ZM93 218H92V221H94ZM114 218H115V217H114ZM114 218H113V219H114ZM122 218H123V217H122ZM122 218H120V220H121ZM124 218H125V217H124ZM124 218H123V219H124ZM126 218H127V217H126ZM2 219H1V220H2ZM13 219H14V218H13ZM47 219H48V218H47ZM62 219H63V218H62ZM90 219H91V218H90ZM100 219H102V218H100ZM108 219H109V220H108ZM108 219H105V218H104V220H100V221H105L104 223H106V220H108V222L111 221L110 218H108ZM115 219L118 220L119 218H115ZM252 219H253V218H251V220H252ZM255 219H256V218H255ZM5 220H7V219H5ZM58 220H59V219H58ZM66 220H67V218H66ZM72 220H73V221H72ZM79 220L81 221V219H79ZM82 220H83V219H82ZM3 221H4V220H3ZM8 221H9V220H8ZM63 221H64V220H63ZM67 221H68V220H67ZM89 221H90V220H89ZM95 221H96V220H95ZM95 221H94V222H95ZM97 221H98L99 223H101V222L99 221V219H98ZM125 221H126V220H125ZM48 222H49V221H48ZM50 222H51V221H50ZM53 222H54V221H53ZM59 222H60V220H59ZM64 222H65V221H64ZM69 222H70V221H69ZM71 222H70V223H71ZM81 222H82V221H81ZM83 222H84V221H83ZM83 222H82L81 225H83ZM94 222H92V223H94ZM111 222H112V221H111ZM113 222H114V223L116 222V224L114 225V226H116L117 223H118L119 221H118V222H117V221H113ZM113 222H112V223H113ZM126 222H127V221H126ZM135 222H136V221H135ZM137 222H138V221H137ZM1 223H2V222H1ZM1 223H0V226L2 227L4 223H2V225H1ZM45 223H47V221H46ZM60 223H62V222H60ZM70 223H69L68 225H70ZM76 223H74V225H76ZM84 223H87V222L85 221ZM90 223H91V222H89V224H90ZM96 223H97V222H96ZM96 223H95V224H96ZM119 223H120V222H119ZM122 223H124V221H123ZM139 223H140V222H139ZM255 223H256V221H255ZM5 224H6V223H5ZM10 224H11V223H10ZM42 224H43V223H42ZM62 224H63V223H62ZM62 224H61V225H62ZM66 224H67V223H66ZM66 224H63V225H66ZM78 224H79V222H78ZM140 224H141V223H140ZM7 225H8V224H7ZM11 225H12V224H11ZM45 225H46V224H45ZM45 225H44V227H46ZM58 225L60 226V224H58ZM84 225H85V224H84ZM93 225H94V224H93ZM93 225H91V227H93ZM97 225H98V224H97ZM104 225H105V224H104ZM104 225H103L102 227H100V225H99V227L103 229ZM110 225H112V224H110ZM110 225H109V226H110ZM121 225H124V224H119V225H117V227L120 226V229H119V230H121V229L123 228V226H121ZM125 225H126V224H125ZM125 225H124V226H125ZM133 225H134V224H133ZM133 225H132V228H133ZM143 225H144V224L140 225L141 228L143 227ZM249 225H250V224H248V226H249ZM8 226H10V225H8ZM59 226H58V227H59ZM86 226H87V225H86ZM129 226H131V225H129ZM144 226H145V225H144ZM149 226H151V225H149ZM149 226H148V227H145V228L147 229V228H149ZM253 226H255V224H254ZM262 226H263V225H262ZM3 227H4V226H3ZM5 227H6V226H5ZM54 227H55V225H54ZM54 227L52 226V228H54ZM62 227H63V226H61V228H62ZM71 227H72V226H71ZM95 227H96V225H95ZM117 227H115V228H117ZM126 227H127V226H126ZM7 228H8V227H6V229H7ZM10 228H11V226L8 228V230H9ZM66 228L69 229L70 226H69V227H66ZM66 228L64 227V229H66ZM74 228H75V227H74ZM96 228H97V230H98V227H96ZM96 228H95V230H96ZM105 228H106V227H105ZM108 228H109V227L106 228L107 231H109ZM134 228H135V227H134ZM141 228H140V229H141ZM143 228H144V227H143ZM250 228H251V227H250ZM255 228H256V227H255ZM255 228H254V229H255ZM1 229H2V228H1ZM57 229H58V228H57ZM59 229H60V227H59ZM62 229H63V228H62ZM64 229H63V231H64ZM72 229H73V227H72ZM76 229H78V228L76 227ZM87 229H88V231H89V233H90V232H91V231H90L91 229H90V228H87ZM89 229H90V230H89ZM102 229H101V230H102ZM146 229H144V231L142 230V231H143L142 233H144ZM26 230H27V229H26ZM50 230H52V229H50ZM69 230H70V229H69ZM83 230H84V229H83ZM99 230H100V229H99ZM110 230H111V229H110ZM113 230H114V228H113ZM116 230H117V229H116ZM116 230H115V231H116ZM147 230H148V229H147ZM147 230H146V232H147ZM151 230H152V228L150 229V231H151ZM153 230H154V229H153ZM239 230H241V228H240ZM239 230H238V231H239ZM46 231H47V230H46ZM61 231H62V230H61ZM61 231H60V232H61ZM70 231H71V230H70ZM70 231H69V232H70ZM73 231H74V230H73ZM73 231H72V232H73ZM105 231H106V230H105ZM111 231H112V230H111ZM111 231H110L111 234H110V233H109V234H110V235H113V233H114L115 231H114V232H111ZM122 231H123V229H122ZM150 231H149V233H150ZM208 231H209V230H208ZM242 231H243V230H242ZM251 231H252V229H251ZM254 231H255V230H254ZM49 232H51V231H49ZM55 232H56V231H55ZM60 232H59V233H60ZM64 232H65V231H64ZM75 232H76V231H75ZM92 232H93V230H92ZM99 232H100V231H99ZM134 232H136V231L134 230ZM134 232H133V233H134ZM146 232H145V233H146ZM152 232H153V231H152ZM211 232H212V231H211ZM240 232H241V231H240ZM252 232H253V231H252ZM13 233H14V232H13ZM22 233H23V232H22ZM22 233H18V234H22ZM66 233H67V232H66ZM77 233L80 234V232H77ZM86 233H88V232H86ZM97 233H98V232H97ZM120 233H122V232H119V235H120ZM125 233H126V232H125ZM149 233H148V234H149ZM241 233H242V232H241ZM254 233H255V232H254ZM258 233H259V232H257V235H259ZM39 234H40V231H39ZM72 234H73V233H72ZM82 234H83V233H82ZM93 234H94V233H93ZM105 234H106V232H105ZM105 234H104V236H103V233L100 234V235H102L104 238H106V235H105ZM116 234H118V233H116ZM238 234H240V233H238ZM11 235H12V233H11ZM37 235H38V233H37ZM56 235H57V233H56ZM56 235H55L54 237H57ZM65 235H66V234H65ZM65 235H64V237H65ZM68 235H69V234H68ZM75 235H77V234H75ZM86 235H87V234H86ZM95 235H96V234H95ZM110 235H109V236H110ZM124 235H125V234H124ZM134 235L136 236V234H134ZM142 235H143V234H142ZM14 236H15V235H14ZM38 236H39V235H38ZM51 236H52V235H51ZM59 236H60V235H59ZM62 236H63V233H62ZM81 236H82V235H81ZM83 236H84V234H83ZM89 236H90V234H89ZM89 236H88V237H89ZM102 236H101L100 239H103V240H104V238H103ZM107 236H108V234H107ZM120 236H121V235H120ZM120 236H119V238H121L123 235H122L121 237H120ZM19 237H20V236H19ZM19 237H18V238H19ZM45 237H47V236H45ZM54 237H52V238H54ZM79 237H80V236H78V238H79ZM91 237H94V235H92ZM98 237H99V235H97V238H98ZM111 237H112V236H111ZM111 237H109V239H110ZM116 237H117V235H116ZM116 237H115V233H114V237H113L112 239H114V238H116ZM123 237H125V236H123ZM136 237H137V236H136ZM257 237H258V236H257ZM13 238H14V237H13ZM18 238H16V240H17ZM37 238H38V237H37ZM49 238H50V237H49ZM83 238H84V237H83ZM95 238H96V237H95ZM107 238H108V237H107ZM107 238H106V239H107ZM209 238H210V237H209ZM33 239H34V238H33ZM43 239H44V238H43ZM43 239H42V240H43ZM69 239H70V237H69ZM72 239H73V238H72ZM75 239H76V238H75ZM85 239H86V238H85ZM90 239H91V238H90ZM109 239H107V241H108ZM112 239H111V240H112ZM123 239H126V237L123 238ZM137 239H138V238H137ZM244 239H245V238H244ZM254 239H255V238H254ZM254 239H253V240H254ZM12 240H13V239H12ZM60 240H61V239H60ZM65 240H67V239H65ZM76 240H78V239H76ZM80 240H81V239H80ZM95 240H96V239H95ZM114 240H116V239H114ZM149 240H150V239H149ZM253 240H252V241H253ZM37 241H40V239L37 240ZM55 241H56V240H55ZM71 241H72V240H71ZM81 241H82V240H81ZM81 241H78V243L81 242ZM93 241H94V239H93ZM100 241L104 244V242H103L102 240H99V242H100ZM116 241H117V240H116ZM116 241H115V242L113 241V242H114V243H117L118 241H117V242H116ZM146 241H147V240H146ZM252 241H250V243H252ZM258 241H259V238H258ZM258 241L255 242V243H257V245H258ZM24 242H25V241H24ZM60 242H62V241H60ZM60 242H59V243H60ZM68 242H69V241H68ZM68 242H67V243H68ZM72 242H74V240H73ZM72 242H71V244H72ZM96 242H97V241H96ZM105 242H106V241H105ZM120 242H121V241H120ZM148 242H149V241H148ZM180 242H182V241H180ZM180 242H179V243H180ZM192 242H193V241H192ZM194 242H195V241H194ZM243 242H244V241H243ZM246 242H249V240H248V241L246 240ZM260 242H261V241H260ZM32 243H33V241H32ZM50 243H52V242H50ZM50 243H49V244H50ZM67 243H66V244H67ZM78 243H77V244H78ZM85 243H86V242H84V244H85ZM97 243H98V242H97ZM118 243H119V242H118ZM118 243H117L116 245H118ZM149 243H150V242H149ZM188 243H189V242H188ZM188 243H187V244H188ZM244 243H245V242H244ZM3 244H4V243L2 242V245H3ZM54 244H56V243H54ZM64 244H65V243H64ZM74 244H75V243H74ZM90 244H91V243H90ZM100 244H101V243H100ZM103 244H101L102 247H103ZM106 244H109V241L106 242ZM121 244H122V243H121ZM123 244H126V243H123ZM180 244H183V245H184V243H180ZM185 244H186V242H185ZM240 244H241V243H240ZM28 245H29V244H28ZM58 245H59V244H58ZM60 245H61V243H60ZM75 245H76V244H75ZM81 245H82V242H81ZM94 245H95V244H94ZM94 245L92 244L91 247H94ZM101 245H100V246H101ZM251 245H252V244H251ZM73 246H74V245H73ZM79 246H80V245H79ZM96 246H98V245H95V247H96ZM104 246H105V245H104ZM110 246H111V245H110ZM112 246H113V244H112ZM244 246H245V245H244ZM248 246H249V245H248ZM248 246H247V247H248ZM263 246H264V245H263ZM76 247H77V246H76ZM76 247H73V248H76ZM95 247H94V248H95ZM102 247H101V249H103V251H105V252H102V253H103V256H104V254L106 253L107 250H105V249H106V246H105L104 248H102ZM119 247L121 248V247H123V246L121 245V246H119ZM124 247H125V246H124ZM247 247H246V248H247ZM33 248H34V247H33ZM33 248H32V249H33ZM63 248H64V247H63ZM63 248H61V249H63ZM70 248H71V246H70ZM87 248H88V246H87ZM98 248H99V247H98ZM98 248H95V250L97 249V251H98ZM125 248H126V247H125ZM154 248H155V247H154ZM181 248H182V247H181ZM190 248H191V247H190ZM190 248L188 247V249H190ZM2 249H3V248H2ZM42 249H44V248H42ZM57 249H58V248H57ZM61 249H60V250H61ZM78 249H79V248H78ZM117 249H118V248H116V250H117ZM121 249H122V248H121ZM146 249H147V248H146ZM152 249H153V248H152ZM254 249L256 250L257 247L254 248ZM54 250H55V249H54ZM54 250H53V252H54ZM69 250L71 251V249H69ZM73 250H75V249H73ZM73 250H72V252H74ZM82 250H85V247H84V249H82ZM118 250L120 251V249H118ZM147 250H148V249H147ZM149 250H150V249H149ZM153 250H154V249H153ZM191 250H192V249H191ZM194 250H195V249H194ZM194 250H192L191 252H193ZM199 250H201V249H199ZM199 250H198V251H199ZM243 250H244V249H243ZM249 250H250V249H249ZM252 250H253V249H252ZM58 251H59V250H58ZM62 251H64V250H62ZM62 251H61V252H62ZM65 251H66V249H65ZM67 251H68V249H67ZM67 251H66V253H67ZM70 251H69V252H70ZM75 251H78V250H75ZM86 251H87V250H86ZM86 251H84V252H86ZM99 251H100V249H99ZM99 251H98V252H99ZM119 251H118V252H119ZM198 251H195V252L197 253ZM244 251H245V250H244ZM253 251H254V250H253ZM30 252H31V249H30ZM40 252H41V249H40ZM69 252H68V253H69ZM78 252H79V251H78ZM88 252H90V251H88ZM92 252H93V251H92ZM95 252H96V251H95ZM95 252H94V253H95ZM98 252H97V253H98ZM206 252H207V251H206ZM43 253H44V252H43ZM47 253H48V252H46V254H47ZM49 253H50V252H49ZM66 253H65V254H66ZM102 253H101V258H102ZM196 253H195V254H196ZM199 253H200V251H199ZM203 253L205 254V251H203L201 254H203ZM243 253H244V252H242V254H243ZM22 254H23V252H22ZM37 254H38V253H37ZM50 254H52V253H50ZM55 254H56V253H55ZM57 254H58V253H57ZM57 254H56V255H57ZM81 254H82V253H81ZM90 254H91V252H90ZM92 254H93V253H92ZM201 254H200V255H201ZM204 254H203V255H204ZM206 254H207V253H206ZM232 254H233V253H232ZM234 254H235V253H234ZM238 254H240V253L238 252ZM29 255H31V254H29ZM38 255H41V254L39 253ZM42 255H43V254H42ZM71 255H72V253H71ZM77 255H78V254H77ZM93 255H94V254H93ZM97 255H98V254H96V257H95L96 259H97V257H98ZM106 255H107V253H106ZM115 255H116V254H115ZM121 255H122V254H121ZM192 255L194 256V254H192ZM208 255H209V254H207L206 256H208ZM243 255H244V254H243ZM53 256H54V255H53ZM58 256H59V255H58ZM60 256H61V255H60ZM74 256H75V255L73 254V257H74ZM83 256H84V255H83ZM86 256H87V255H86ZM94 256H95V255H94ZM94 256H92V259H93ZM126 256H127V255H126ZM196 256H197V255H196ZM206 256H204V257H206ZM236 256H237V255H236ZM238 256H239V255H238ZM244 256H245V255H244ZM50 257H52V256H50ZM50 257H49V258H50ZM69 257H70V256H69ZM69 257H68V258H69ZM73 257H71V258H69V259L72 260V261L75 259L74 262H76V260H77L78 258H77V259H76V258L72 259ZM104 257H105V256H104ZM106 257H107V256H106ZM201 257H202V256L199 257L200 260L202 259ZM204 257H203V258H204ZM241 257H243V256H241ZM29 258L31 259L32 257L29 256ZM33 258L36 259L35 257H33ZM37 258H38V257H37ZM65 258H66V257H65ZM68 258H67V259H68ZM98 258H99V257H98ZM118 258H120V257H118ZM123 258H124V257H123ZM196 258H198V256H197ZM208 258H209V257H208ZM208 258H207V259H208ZM243 258H244V263H245V261H246L245 258H246V257H243ZM256 258H257V257H256ZM51 259H52V258H51ZM51 259H50V260H51ZM81 259H82V260H85V259L82 258V257H81ZM87 259H89V258H87ZM103 259H104V258H103ZM103 259H100V260L97 259V261L99 262V261H101V260H103ZM105 259H106V258H105ZM120 259L122 260V258H120ZM125 259H126V257H125ZM183 259H184V258H183ZM183 259H182V262H183ZM204 259H205V258H204ZM207 259L204 260V261H207ZM40 260H41V259H40ZM70 260H68V261L71 262ZM78 260H80V259H78ZM78 260H77V261H78ZM93 260H94V259H93ZM93 260H89V262L85 261V263H86V262H87V263H90V262H92ZM106 260H107V259H106ZM121 260H119L120 263H122ZM196 260H198V259H196ZM254 260H255V259H253V261H254ZM29 261H30V260H29ZM37 261H38V260H37ZM37 261H36V263H37ZM97 261L95 260V261H93V263L95 262V264H98ZM204 261H203V263H204ZM237 261H239V260H237ZM261 261H262V260H261ZM263 261H264V259H263ZM263 261H262V262H263ZM34 262H35V261H34ZM82 262H83V261H82ZM82 262L80 261L79 264H80V263L83 264ZM103 262L106 263L105 260L102 261V263H103ZM108 262H109V261H107V263H108ZM185 262H186V261H185ZM197 262H198V261H197ZM197 262H195V263H197ZM199 262H200V261H199ZM255 262H256V261H255ZM30 263H31V262H30ZM48 263H50V262H49V259H48ZM76 263H77V262H76ZM99 263L102 264L101 262H99ZM109 263H110V262H109ZM206 263H208V262H206ZM206 263H205V264H206ZM242 263H243V261H242ZM140 264H141V263H140ZM171 264H172V263H171ZM180 264H181V263H180ZM182 264H183V263H182ZM197 264H198V263H197ZM238 264H239V263H238ZM246 264H247V263H246Z\"/></svg>",
  "mask_w": 264,
  "mask_h": 264
}]
</instances>
